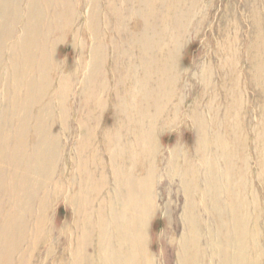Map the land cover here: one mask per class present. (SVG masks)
I'll return each mask as SVG.
<instances>
[{
  "label": "rangeland",
  "instance_id": "1",
  "mask_svg": "<svg viewBox=\"0 0 264 264\" xmlns=\"http://www.w3.org/2000/svg\"><path fill=\"white\" fill-rule=\"evenodd\" d=\"M71 1H72V3H71ZM125 1H128L129 5L127 4V2L125 3ZM136 1L138 4H136ZM172 1H173V3L175 2L177 4L176 5H175V3L173 4ZM197 1H198V4H197ZM208 1L210 3L211 8H210V6H208L209 5ZM244 1H245V3H244ZM246 1L247 0H234V1L233 0H188V1L187 0H176V1L175 0H170V1L169 0H164V1L163 0H154V1L153 0H133V1L132 0H121V1L120 0H112V1L111 0H104V1L103 0H98V1L97 0H92V1L91 0H34V2H33V0H0V25H1V23H5L6 20H7V22H9L10 20L13 19V17H15V21L17 23H20V24L16 25L19 29L18 31H20L21 25L26 24V23H27V25L29 24V19L27 18V12L39 11V14L43 15L41 17L42 20H39V26H40L41 31H40L38 36L40 39L37 36L35 41L40 46L41 45L43 46V43L44 42L46 43V41H44V40H47V39L49 40V38L51 37L50 40L48 41V47H49V49H48V63H49L48 67L51 64L50 67L52 68V69H50V67H49V69H48V71H50V73L48 72V76H49L48 77L49 78L48 84L49 85H48L46 92L43 93L44 96L43 95L40 96V94L37 95V98H39V96L41 98L44 97L42 102H44L46 99L47 109L49 107H51L52 110L49 108L47 111L45 109L46 107L42 108V106L41 107L39 106L37 108L38 104L35 101L36 100L35 99L36 93L34 91V88L32 89V87H28V89H29L28 92L31 95L30 96L31 102H29V105H31L32 108L30 107V109L33 110L34 113L30 110L28 120L25 122L24 121L15 122V120L13 121V119H10V117L12 115H20L21 117H23L24 115L21 112H12L10 110L8 104H7V106H5V103H4L5 97H4V94L2 95V91L0 90V96L2 99V101L0 99V104H1V106H0V117L2 116L1 114H3L5 117H7V119L9 118V123H8V121H6V124H5V122L3 123L0 121V126L3 128L2 129L0 127V130L3 131L0 133V138H1V140H0V149H1L0 150V156H2V153L6 154L4 159L0 160V164L3 167V173L9 174V172L7 170L8 165H9L8 169H14V167H13L14 165L12 164V163H14V161H13L12 157L17 154V150L19 148L18 146L20 144L18 142L19 136H17V135L22 133V132L26 133L27 137H25V138H27V140H28L27 143L29 146H31V147H29L31 150L29 149L28 151L22 152L21 154L27 155V158L29 160V165L31 168H33V170L30 168V171L28 174V178H29L30 182H28V185L26 187L27 190L24 188L22 189V188L18 187V185H16V183L18 182L17 180H19L18 174H20V172L18 174L17 173L15 174L16 178L14 180L8 181V183L10 184V187L12 188V193H13L12 195L4 196V192L8 191V187H9L8 183H7L8 185L7 184L4 185L5 188L3 187V185L0 188V200H1L0 201V206H1L0 208H2V209H0L1 210L0 211L1 212L0 213L1 214L0 215V237L2 236L0 238V264H1V261H2V264H5V263L10 264L12 261H13V263H11V264H15L16 260L18 261V262H16V264H25V263L26 264H42V263L43 264H53V263H55V261H56L55 264H61V262L62 263L65 262L63 264H264V255H263L264 254V251H263L264 246H262L264 244V242L261 243L262 240L264 241V238H263L264 237L263 236L264 235V210H263L264 209V183L263 182L264 181H261V182L259 181L258 183L256 182V181L260 180L258 178L257 173H259V170H261V171L264 170V167H263L264 166V164H263L264 158L262 159V155L264 157V149H263L264 148L263 147L264 146V128L263 129L261 128L264 126V111H263L264 108L262 109V107L264 106V101H263L264 100V94H263L264 93V90H263L264 89V87H263V85H264V83H263L264 82V72H263L264 71L263 70L264 69V63H263L264 62V50H263L264 49V42H263V40H264L263 39L264 38V23H263L264 22V19H263L264 18L263 17L264 16V10H263L264 9L263 8L264 3H263V5H260L259 0L258 1L254 0V1H256L255 3H257L259 5V6H256L257 4H255L253 0H248L247 3H246ZM250 1H251L252 5L251 4L248 5V8H247V5L245 6V4L250 3ZM118 2H122L123 4L125 3L127 6L124 4V6H125V8H124L123 4H122V6H123L122 7L121 4H119ZM143 2H145V3H143ZM167 2H168V4H166ZM37 3L39 4L40 8H39V6L36 7ZM97 3L100 6H98ZM169 3H170V6H169ZM171 3L173 5H171ZM205 4H207L206 5V7L208 6L207 8L205 7ZM112 5H113V7H112ZM148 5H150V6H148ZM165 5H166V7H165ZM72 6H73V8H72ZM103 6L104 7L107 6V7L104 8ZM117 6H119V7H117ZM249 6H251V8L254 11L249 9L250 8ZM254 6H255V8H253ZM32 7H33V9H32ZM64 7H66V8L71 7V8L66 9ZM152 7L154 10L152 9ZM180 7H182V8H180ZM204 7H205V9H204ZM256 7H260L262 10L261 9L258 10L259 8H256ZM110 8H111V10H110ZM143 8H144V10H143ZM106 9L108 10V12H106L107 11ZM134 9H136V10H134ZM158 9H160V10H158ZM161 9H162V11H161ZM166 10H167V12H165ZM208 10L210 11V14L207 12ZM211 10H212V13H211ZM247 10H250V12ZM101 11H102V13L103 12L104 13L102 14ZM139 11L142 13H140ZM171 11H173V12H171ZM260 11H262V12H260ZM14 12H15V15H13ZM109 12H110V14H109ZM133 12H135V13H133ZM143 12L146 16L143 14ZM257 12H259V14H257ZM162 13H164V14H162ZM250 13H252V14H250ZM261 13L263 14V16ZM150 14L153 15L152 18H151ZM111 15H114L113 16L114 19L112 18ZM135 16H136L137 20L139 21V23H140V21H142L140 24L138 23V26H141L143 23L144 25L142 27H144V28L136 26V24H137L136 22H138V21L136 20ZM206 16L207 17L210 16V17H208V19H207ZM251 16H252V18H251ZM149 17L152 19V21L155 20V21H153L154 24H151L152 21ZM100 18H101V20H100ZM130 18H132L133 20ZM153 18H155V19H153ZM163 18H165V21ZM188 18H189V20H188ZM254 18L258 20V23H260V25L258 24L259 26H257V24H255V23H257V20H255ZM249 19H250V21H249ZM252 19L254 21H252ZM101 21H102V23H100ZM118 21H120V22H118ZM179 21H181V22H179ZM156 24H158V25H156ZM171 24L174 26V28ZM251 24H253V25H251ZM133 25H134V27H133ZM116 26H117V28H116ZM130 26L132 28H130ZM48 27L52 28L53 30L48 29ZM0 28H1V26H0ZM141 29H143L142 32H140ZM104 30H105V32H104ZM257 30H259V31L261 30V31L257 32ZM108 31H109V33H108ZM118 31H120V33ZM64 32H66V33H64ZM132 32H133V34H132ZM252 32H253V34H252ZM254 32H256V33L254 34ZM84 33H85V35H84ZM104 33H105V35L107 34L108 37L104 36ZM134 33H136V34L134 35ZM260 33H261L263 38L261 36H259ZM117 34L120 37V39H118L119 37L117 36ZM125 34H126V36H124ZM146 34L148 37H146ZM20 35H21V31H20ZM47 35H48V37H47ZM141 37H142V39H141ZM254 37L256 38V40ZM106 38H108V39H106ZM261 38H262V40H261ZM80 39L82 40L83 43L80 42L81 41ZM105 40H107L108 43ZM165 40H167L168 45L166 42H164ZM42 41H44V42L42 43ZM255 41H257V44ZM259 41L263 47L261 45H259L260 44ZM144 42H147V43H144ZM113 43H115V44H113ZM252 43H254V44H252ZM81 44H82V46L79 47ZM86 44H87V46H86ZM118 44H120V45H118ZM169 44H170L171 48L169 47ZM159 45H161V47ZM213 45H214V48H212ZM256 45H258V46H256ZM132 46H134V47H132ZM168 48H169V50H168ZM254 49H256V50H254ZM111 50H114V53ZM118 50H120V52H118ZM167 50H168V52H167ZM225 50H226V52H224ZM135 52H137V53H135ZM165 52H167V53H165ZM169 52L170 53L173 52L174 55L170 54ZM222 52H224V53H222ZM252 53H254V54H252ZM87 54H89V55H87ZM110 54H111V56H110ZM112 54H114V55H112ZM158 54H159V56H157ZM244 54H245V56H244ZM51 55H53V57ZM162 55L164 56V58L166 57L167 59L166 58L164 59ZM219 55L220 56L222 55L224 58L220 57ZM255 55H256V57H255ZM112 56L113 57L116 56V57L113 59ZM137 56H139V57H137ZM140 56L142 58H140ZM144 56H146V57H144ZM171 56L173 57V60H172ZM110 57H112L111 60H110ZM86 58H88V59L85 62ZM137 58H138V60H137ZM139 58L141 59V61L139 60ZM259 58H260V60H259ZM50 59H51V61H50ZM79 59H80V61H79ZM162 59H164L165 61L164 60L162 61ZM217 59H218V61H217ZM119 60H122L123 62L126 60V62L123 63V62H120ZM155 60L157 62L159 61L160 62L159 64L160 65L162 64V65L160 66L159 64H157V62ZM110 61H111V63H110ZM112 61H114V62H112ZM138 61L140 63H138ZM152 61H154V62L151 63ZM209 61L212 62L211 65H210ZM81 62H82V64H80ZM165 62H166V64H165ZM170 62H172L171 67L173 68V70L170 69ZM205 62H206V64H205ZM217 62H218V64H217ZM259 62H261V63L259 64ZM54 63H56V65ZM251 63L253 64L252 66H251ZM262 63H263V66H261ZM105 64L106 65L108 64V65L106 66ZM111 64H112V66H114L112 69L110 68ZM122 64L123 65L125 64L124 66L127 69L123 68L124 66L122 67ZM140 64H142V65H140ZM152 64H153V66L156 65L155 69L159 66V69L157 68V70L155 71V69H153L154 67H151ZM54 65H55V67H54ZM168 65H169L170 70L168 69ZM104 66H106L105 69L106 70L108 69L107 71L109 73L106 70L104 71ZM201 66H202V68H201ZM236 66H238V67L236 68ZM32 67H33L34 72H35L36 71L35 66L33 65ZM150 67L153 71L150 69ZM248 67L250 68V70ZM102 68H103V70H102ZM129 68H131V69L129 70ZM165 68H167V69H165ZM251 68H253V70H256V73ZM121 69L124 70V74H123V71H120ZM147 69L150 70V72L147 73V71H148ZM218 69H221V71ZM245 69L247 70V72ZM140 70H143V71H140ZM51 71H52V73H51ZM98 71L100 72L101 76L100 75L98 76V74H99ZM170 71L176 76L175 80H174L175 76L173 74L169 73ZM213 71H215L216 73ZM95 72H97V74ZM112 72L114 74V77L112 75ZM118 72H119V74H117ZM151 72H153V73H151ZM137 73H138V75H137ZM145 73H147V74H145ZM158 73L159 74L161 73L162 76H160L161 74L159 75ZM164 73H165V76L170 74L169 76H167L168 77L167 80H165L166 77H164V75H163ZM221 73L223 74V76ZM237 73H238V75H237ZM249 73H250V75H249ZM51 74H52V76H51ZM53 74H56V75H54L55 77L53 76ZM59 74H60V76H59ZM66 74H69V75H66ZM79 74L81 75V78H80ZM83 74H85V75L82 76ZM94 74H96V75L93 76ZM150 74H152V76ZM176 74L179 75L178 76L179 78L177 77ZM1 75L2 74H0V78H1ZM33 75H35V74H33ZM213 75H214V78H213ZM254 75L258 79H256ZM261 75H262V78H261ZM66 76H67V78H66ZM120 76H122L121 81H120ZM138 76H140L142 78H140ZM159 76H160V79L158 78ZM173 76H174V78H173ZM253 76H254V81H253ZM53 77H54V79H53ZM108 77H109V79H108ZM152 77L153 78L155 77L154 78L155 80ZM156 77H157V79H156ZM199 77H200V79H199ZM91 78H93V79H91ZM104 78H106V80ZM112 78L116 79V80H113ZM221 78H222V80H221ZM224 78H225V80H224ZM50 79H51V81H50ZM75 79H76V81H75ZM77 79L80 81L78 82ZM94 79L97 82V83H95V81H94L95 84L93 83ZM163 79H164L165 83L168 81L167 82V85L169 84L168 86L164 83V81H162ZM233 79H237V82H236V80H233ZM240 79L243 82H241ZM52 80H53V82H52ZM112 80H113V82L115 81L116 83L114 82L115 84H111ZM127 80H128V82H127ZM152 80H153V82H152ZM159 80L162 83L158 82ZM255 80H257L258 82L256 83ZM260 80H262L263 82ZM62 81H64V82L62 83ZM66 81H67V84H66ZM122 81H124V83ZM140 81H142V82H140ZM176 81H178V82H176ZM51 82H52L53 86L52 85L50 86ZM76 82L79 84H77ZM175 82L178 85H176ZM252 82H254V83H252ZM260 82H261V86L259 84ZM98 83L100 86L98 85ZM125 83H128V85H130V84L131 85L128 86ZM157 83L159 84L158 86H157ZM70 84H72V85H70ZM149 84H151V85H149ZM153 84H154V86H153ZM75 85H77V86H75ZM113 85H114V87H112ZM132 85H133V87L134 86L135 87L132 88L131 87ZM240 85H241V87H240ZM62 86H63V88H62ZM79 86L81 87V89ZM93 86L94 87L96 86V88H94ZM97 86H98V88H97ZM140 86H142L143 89L140 88ZM147 86H149V87L147 88ZM151 86H153V87H151ZM164 86H167V87H165V89H169V90H167V95L164 94L166 92L165 89H163ZM234 86H236V87H234ZM127 87H129V88H127ZM174 87L176 88L177 92L174 91L175 90ZM210 87H211V89H210ZM262 87H263V89H262ZM55 88H58V89L55 90ZM116 88H117V90H116ZM150 88H152V89H150ZM160 88H162V89H160ZM240 88H242L243 91ZM26 89L27 88L24 87L23 91H25ZM93 89H94L95 93H94ZM120 89H121L122 93H120L121 92ZM124 89H126L127 91ZM147 89H149V91H146ZM200 89H201V91H200ZM48 90H50L49 93H48ZM52 90H54V91H52ZM161 90L165 91V92H162ZM170 90H171V92H170ZM209 90H211V91H209ZM260 90L261 91L263 90L262 93ZM84 91H85V93H84ZM208 91L210 93L212 92V94H210ZM236 91H237V93H236ZM89 92H91V93H89ZM115 92H117V94ZM205 92H206V94H205ZM259 92L261 95L259 94ZM47 93L49 94V96H47ZM123 93H125L126 95ZM197 93H198V95H197ZM207 93H208V95H207ZM217 93H218V95H217ZM98 94H100V95H98ZM170 94H171V96H170ZM106 95H107V97H106ZM173 95H175V96H173ZM241 95H242V97H241ZM243 95H246V96H243ZM160 96L161 97L163 96V97L161 98ZM166 96L167 97L173 96V97L170 99V98H167ZM180 96H181V98H180ZM206 96H207V98L205 99ZM47 97H50L51 99L50 98L47 99ZM110 97L111 98L113 97V98L111 99ZM119 97H121V98H119ZM41 98H39V99H41ZM109 98H110V100H109ZM116 98H118L119 100H117ZM158 98H160V99H158ZM19 99H20V96H19ZM54 99H55V103H54ZM88 99H90V100L88 101ZM139 99L142 102H140ZM157 99L159 101H157ZM239 99H240V102H239ZM111 100H112V103H111ZM174 100H176V101H174ZM215 100H217V101H215ZM234 100H236V101H234ZM242 100L245 101L244 105H242L244 103V101H242ZM117 101L120 104L119 103L116 104ZM124 101H126V102H124ZM136 101L137 102L139 101L140 103L139 102L137 103ZM161 101H163L164 103L166 102L165 105ZM195 101L197 103H195ZM67 102H69V103H67ZM143 102H144V104H143ZM174 102H176V103H174ZM235 102L237 104H235ZM251 102L253 103L252 105H251ZM2 103H3V105H2ZM125 103H128L127 107H126ZM249 103H250V105H249ZM83 104H84V107H83ZM114 104H116L117 107L115 105V108H114ZM140 104H142V105H140ZM161 104H162V106H161ZM254 104H255L256 108L253 106ZM256 104H257V106H256ZM35 106H36V109L34 110ZM65 106H67V108H65ZM80 106L82 108H84V110H82V108H80ZM142 106H144V107L141 111V109H139V108H142ZM243 106L245 107V109L243 108ZM248 106H250V107H248ZM68 107H69V109H68ZM85 107H88L89 111H86L87 108H85ZM168 107H169V109L167 110ZM257 107H258V110H257ZM135 108H137V109L135 110ZM226 108L227 109L229 108V109L227 110ZM249 108H252V109H249ZM1 109H3V110L5 109V110L3 111ZM42 109L44 110V112L46 114L43 113ZM138 109L142 113H140L138 111ZM220 109H222V110H220ZM36 110H37V112H36ZM127 110H128V113H127ZM259 110H260V112H259ZM90 111L92 112L91 115H90ZM227 111H229L230 113ZM253 111H254V113L251 114L250 112H253ZM256 111L259 113L257 114ZM262 111H263V113H262ZM9 112H10V114H9ZM237 112H239V113H237ZM117 113H119V114H117ZM139 113L140 114L144 113V115L141 116ZM30 114L33 115V118H32V115H30ZM41 114H43V115H41ZM261 114H262V116H261ZM94 115H96V116L94 117ZM40 116H41V119H40ZM44 116H45V119H44ZM51 116H52V118H51ZM53 116L56 117V118L54 117L55 120L53 119ZM132 116H135V119H136L135 122H134L135 119ZM164 116H166V117L163 118ZM169 116H171L170 118H172V120L169 119ZM209 116H211V117H209ZM84 117H85V124L86 125L84 124V122L83 123L81 122V121H84ZM198 117H200V118H198ZM120 118H121V120H120ZM128 118L130 121H128ZM131 118H132V120H131ZM245 118H246V120H245ZM38 119H40V120H38ZM156 119H157V121H156ZM196 119L197 120L199 119V120L197 121ZM253 119H254V121H253ZM256 119H257V121H256ZM52 120H54V121H52ZM118 120H120L121 122ZM247 120H248V122H247ZM44 121H45V123H44ZM231 121H232V123H231ZM262 121H263V123H262ZM39 122H40V124H39ZM50 122H52V123H50ZM130 122H131V124H133L132 129H131ZM155 122H157L158 124H156ZM160 122H162V124L164 126ZM209 122H211V125L208 124ZM217 122H218V124H217ZM249 122H250V124H249ZM260 122L262 123V125ZM42 123L44 124L43 126H42ZM220 123L223 125H221ZM225 123L226 124L228 123L227 125L229 127ZM87 124H89V126ZM91 124H94V126ZM253 124L255 125L254 128H253V126H254ZM126 125H127V127H126ZM196 125L198 128L196 127ZM214 125H217V126H214ZM251 125H252V127H251ZM260 125H261V127H259ZM34 126H35V128H34ZM90 126L91 127L93 126L92 127L93 129L90 128ZM95 126H97V127H95ZM133 126H134V128H133ZM202 126L203 127L205 126V127L203 128ZM220 126H222V127H220ZM247 126H250V127H247ZM81 127H82V129H81ZM84 127H85V129H84ZM86 127H87V129H86ZM135 127H137V128H135ZM226 127L228 128V130L226 129ZM245 127H247V128H245ZM257 127H259V128H257ZM88 128H90V129H88ZM229 128H230V131H229ZM31 129H33V130L31 131ZM114 129H115V131H114ZM122 129H124V130H122ZM137 129L140 131V132L138 131V133H140L139 135L137 133ZM152 129H154V130H152ZM222 129H223V132H222L223 134L220 133L222 131ZM259 129L262 132L259 131L260 132L259 133L258 132ZM87 130H90L92 135H90L89 134L90 131H87ZM94 130H96V131H94ZM102 130L105 132H103ZM147 130H149V131H147ZM207 130H208V133H207ZM72 131L74 133H71ZM116 131H117V134H116ZM129 131L131 132V135L128 134ZM30 132L32 133L33 136L31 135ZM84 132H86V133H84ZM101 132H102V134L104 133L105 135L107 133L111 137L108 135H106V137H105V135H102V137H101ZM132 132H135L137 136L134 135L135 133H132ZM66 133H67V135H66ZM80 133H81V135H80ZM151 133H153V134H151ZM228 133H230V134H228ZM125 134H126V136H125ZM214 134H216L217 136ZM251 134H253L255 137ZM68 135H69V137H68ZM228 135L230 137H228ZM237 135H238V137H237ZM89 136H90V138H89ZM107 136L110 138H107ZM123 136H124V138H122ZM138 136H139V138H138ZM211 136H214V138L213 137L211 138ZM231 136H232V139H231ZM250 136L252 138H250ZM240 137H242V138L240 139ZM257 137H258V141H257ZM82 138H83V140H82ZM105 138L107 141H105ZM131 138L136 143L132 142ZM151 138L153 140H151ZM207 138H208V140H207ZM67 139L70 141H68ZM92 139H94V140L92 142H90ZM123 139H124V144L122 142ZM219 139H220V141H219ZM29 140H31V141H29ZM128 140H130V141H128ZM223 140H225V141H223ZM231 140H232V142L234 141L233 142L234 144L231 143ZM236 140H238V141H236ZM102 141L104 143H102ZM125 141H126V143L127 142L128 143L130 142V143L126 144ZM240 141H241V143H243V141H244L245 145L239 144L238 142H240ZM253 141L255 142V144L253 143ZM37 142H39V143H37ZM115 142H118V143H115ZM120 142L122 143V145ZM151 142H152V144H151ZM207 142H209L210 144H208ZM212 142H214V143L212 144ZM91 143H92V145H91ZM199 143H200V147L198 146ZM249 143L251 146H249ZM85 144L88 146L90 145L91 147L90 146H89V148H88V146L85 147L86 146ZM236 144H239V145H236ZM99 145L101 148L99 147ZM125 145H126V147H125ZM207 145H208V147H210V146L211 147L208 149ZM150 146H151V150L149 148ZM6 147H7V149H6ZM102 147H103V149H102ZM133 147H135L136 149ZM173 147H175V148H173ZM195 147H197V148L199 147V149H197ZM221 147H222V149H221ZM233 147H234V149H233ZM235 147H239V149L237 148L238 151ZM60 148H62V150H64V151H62ZM211 148H212V150H210ZM228 148H229V152H228V150H226ZM243 148H245L246 150ZM249 148H251V149H249ZM75 149H77L78 151L76 152ZM216 149H218V150H216ZM103 150H104V152H103ZM135 150L137 151V154L135 153L136 152ZM139 150H140V152H139ZM249 150H250V152H249ZM29 151H30V153H29ZM126 151H127V153H129V152L130 153L127 154ZM210 151H212L213 153ZM253 151L257 152L258 154L257 153L255 154ZM261 151H262V154L260 153ZM90 152H92V153H90ZM101 152H103V153H101ZM246 152L249 153V156ZM59 153H61V154H59ZM186 153H187V155H186ZM227 153L230 155H228ZM234 153L236 155H234ZM251 153L253 155H251ZM259 153H260V155H259ZM75 154L78 157H76ZM206 154H207V156H206ZM213 154L215 157L213 156V158H210V156H212ZM72 155H74L76 157V159L74 156L71 157ZM84 155L86 158L84 157ZM105 155H107V156L105 157ZM201 155H203V156H201ZM216 155H217V157H216ZM231 155H233L232 158H231ZM246 155H247V157H244ZM180 156H181V159H180ZM241 156H242V160L240 161ZM83 157L85 159H83ZM110 157L112 159H110ZM125 157H127V158H125ZM202 157H203V161H202ZM207 157H208V159H207ZM227 157H228V159H227ZM123 158H125L126 160ZM153 158H155V159H153ZM214 158H215V162H214ZM246 158H247V160H246ZM250 158L252 159L251 162H250ZM77 159H78V161H77ZM89 159H91V160H89ZM127 159L130 160L131 162L128 161ZM217 159H218V161H217ZM260 159L262 160L263 163L258 161ZM8 160H9V164H8ZM107 160H109V161L107 162ZM113 160H114V162H113ZM156 160L158 161L157 164L155 163ZM230 160L231 161L235 160V161L231 162ZM238 160H239V162H238ZM96 161H98V162L101 161L99 163V164H101V166ZM119 161H120V165H119ZM171 161H173V162H171ZM185 161H187V162H185ZM74 162H75V165L77 164L78 166L73 165ZM89 162H91V163H89ZM189 162L192 166L189 164ZM233 162H235V163H233ZM247 162L249 163V165L247 164ZM253 162L258 166H256ZM80 163H81V165H80ZM122 163H124V164H122ZM127 163L129 165H127ZM150 163L153 166H150ZM159 163H160V165H159ZM193 163H195L196 165H194ZM211 163H213V166L211 165ZM261 163H262V165H261ZM71 164H72V167H70ZM154 164H156V165L154 166ZM197 164L200 166H198ZM214 164H216L215 165L216 167L218 166L217 169H216V167H214ZM234 164H235V166H234ZM252 164L255 165V167ZM33 165L35 167L37 166L38 169L35 168ZM39 165L41 168L39 167ZM97 165H98V167L100 166L99 167L100 169L98 167H96ZM126 165L128 166V167H125L127 173L125 170H122V168H124V166H126ZM228 165H230L231 167L230 166L228 167ZM111 166H112V168L114 166H116V167H114L112 169ZM132 166H133V169H132ZM261 166L263 169L261 168ZM42 167H44V168H42ZM73 167L76 168V171ZM108 167L110 170L107 169ZM237 167H238V169H237ZM258 167H259V169H257ZM77 168H78V170H77ZM137 168H139V169H137ZM98 169L100 170V172ZM114 169H116V170H114ZM251 169H253V170L256 169V170L253 171ZM43 170H45L44 171L45 174L43 173ZM59 170H61V171H59ZM80 170H81V172H80ZM134 170H136L137 172H135ZM221 170H223L224 172H220ZM248 170H249V172H248ZM57 171H58V175H57ZM77 171L79 172V174ZM206 171H207V174H206ZM239 171L243 172L241 176H240L241 172H239ZM251 171H252V173H251ZM255 171H257V172H255ZM41 172H42V174H41ZM72 172H73V174H72ZM139 172H141V173H139ZM155 172L157 174H155ZM247 172L250 176L247 174ZM263 172H262V174H264ZM137 173H139V174H137ZM209 173H210V175H213V174H215V175L210 176ZM235 173L237 176L234 175ZM100 174H102V175L100 176ZM134 174L136 175V177ZM140 174H141V176H139ZM222 174H223V177H222ZM43 175H45V176H43ZM51 175H53V177H51ZM77 175H79L78 176L79 178L77 177ZM41 176H43V177H41ZM81 176H83L82 177L83 179L81 178ZM93 176H95V177H93ZM142 176H144V177H142ZM191 176L192 177L196 176L197 178L195 177L196 178L195 179V178H192ZM246 176L248 177L247 181H245ZM39 177H41L42 179ZM68 177H69V179H68ZM74 177H75V179H73ZM30 178L35 179V180H31ZM54 178L56 179V181ZM139 178H141V180ZM117 179L119 181H117ZM194 179H195V182H194ZM74 180H75V182H74ZM90 180H91V182H90ZM221 180H223V181H221ZM33 182H34V184H33ZM47 182H49V183H47ZM52 182L55 183V184H53L54 186L52 185ZM100 182L104 183V184L101 185ZM229 182L231 183L232 187L229 184ZM253 182L256 183L257 185L256 184L254 185ZM42 183L44 185L47 183L48 185L46 184L47 186L45 185V187H44V185H42ZM81 183H82V185L80 186L79 184H81ZM119 183H120V185H119ZM246 183L249 184V187ZM259 183H260L261 187L259 186ZM38 184H39V186H38ZM49 184L51 186H49ZM94 184H96V185H94ZM221 185L224 189L221 187ZM31 186L33 187L34 190L32 189ZM59 186H60V188H59ZM203 186H205V187H203ZM214 186H215V188H214ZM17 187H18V189L20 188L21 190L20 189L18 190ZM62 187H64L65 189L64 188L61 189ZM237 187L240 188L241 191ZM246 187H247L248 191L245 189ZM255 187H256V189H255ZM36 188H37V191H36ZM15 189L17 192L14 191ZM57 189L59 191H55ZM75 189H76V191H75ZM204 189H205V192H204ZM222 189L225 191V193H224V191H222ZM235 189H236V193H235ZM254 189H255V191L253 192L252 190H254ZM22 190H24V191H22ZM195 190H196V192H194ZM238 190H239V192H238ZM68 191H69V193H68ZM74 191L77 192L75 195L72 194V192H74ZM141 191H143V192H141ZM228 191H229V194H228ZM251 191H252V193H251ZM24 192L26 195H24ZM54 192L57 194H55ZM61 192L63 195L60 194ZM198 192H199L200 196H199ZM36 193H38V194L36 195ZM260 193L262 196L260 195ZM32 194H33V196H32ZM58 194H60V195H58ZM107 194H108V196H107ZM193 194H195V195H193ZM220 194H222V195H220ZM224 194H226V195H224ZM248 194H249V196H248ZM51 195L53 198L51 197ZM55 195H57V196H55ZM113 195H114V197H113ZM192 195H193V197H195L194 199H196L195 200L196 203H195ZM201 195H202V197H201ZM256 195L257 196L259 195L258 196L259 198ZM71 196H73V198ZM92 196L94 199L91 198ZM103 196H105V197L103 198ZM10 197H11V199H10ZM88 197H90L89 198L90 200L88 199ZM107 197H109V198H107ZM242 197H243V199H242ZM21 198H23V199H21ZM48 198H49V200H48ZM198 198H200V200ZM231 198H232V200H231ZM257 198L260 199L261 201L258 200ZM18 199L21 200V202H20L21 206H19V209L18 210L16 209V211L14 212V210L12 208L10 209V207L12 205H14L15 204L14 202H16ZM220 199H226V200H220ZM12 200H13V202H12ZM30 200H31V202H30ZM204 200H205V202H203ZM255 200L258 203V205H256L257 203L255 202ZM96 201L98 204H96ZM144 201L145 202L147 201V203L149 201V203L146 205V207L147 206L149 207V205H150L149 209L148 208L145 209L146 203ZM197 201L198 202L201 201V202L198 203ZM224 201H226L227 204ZM247 201H248V203H247ZM125 203H126L127 208H128L127 210L125 207L126 206ZM143 203H145V204L143 205ZM27 204H29V205H27ZM74 204H75V207H74ZM131 204H132V206H131ZM194 204H196V205H194ZM95 205L98 208H96ZM117 205H118V210H116ZM141 205H143L145 208ZM248 205H250V207ZM6 206L7 207L10 206V207L7 208ZM27 206H28V208H27ZM220 206H222V207H220ZM257 206L259 207L258 209H257ZM188 207H189V209H187ZM254 207H255L256 211L254 210ZM25 208L27 209V211H25L26 210ZM119 208H121V209H119ZM221 208H223V209H221ZM238 208H240V209H238ZM77 209H79V211ZM142 209H143V211H142ZM93 210H94V212H93ZM147 210H149V212ZM215 210H217V212ZM232 210H234V212ZM235 210L237 212H235ZM244 210H246V211H244ZM116 212H118V213H116ZM143 212H146V214ZM23 213H24V215H23ZM25 213H26V215H25ZM72 213L73 214L76 213L75 217H77V215L79 214L78 215L79 217L73 218L74 215ZM220 213L221 214L223 213V215H222L221 219H218L219 216L221 215ZM249 213H251V214H249ZM256 213H257V215H256ZM261 213H263V214L261 215ZM118 214H119V216H117ZM189 214H191V216H190L191 218H188ZM146 215H147V217H145ZM196 215H197V217H196ZM242 215H243V217H242ZM250 215H252V217ZM14 216H16V217H14ZM91 216H94V217H91ZM112 216H114L115 218ZM142 216H144V219H146L143 222H142V220H143ZM256 216L257 217L259 216V217L257 218ZM85 217H87V218H85ZM14 218H15V220H14ZM80 218L82 221L77 220ZM197 218H199V219H197ZM72 219H74V220L76 219V220L74 221ZM83 219H85V220H83ZM13 220H14V222H13ZM72 222H73V225L71 224ZM141 223H142V225H141ZM33 224H34V226H33ZM223 224H225V225H223ZM259 224H262V225H259ZM10 225H11V227H10ZM30 225H31V227H30ZM88 225L91 226L89 228L90 229L93 228V230H90L88 228ZM92 225H94V226H92ZM124 225L125 226L127 225L126 228ZM76 226L80 228V229L78 228V230H79V232L82 231V232H80V233H82V235H80V233H76V232H78V230H75L73 232V230L77 228ZM73 227H75V228L73 229ZM83 227L86 231L83 229ZM109 227H112V228H109ZM260 227H261L262 231L257 230ZM109 229H112V230H110V232H109L108 231ZM127 229H129V230H127ZM36 230L38 232H36ZM39 230H41V231H39ZM221 230H222V232H221ZM11 231H12V233H11ZM71 231L74 234V236L71 235L72 234V233H70ZM83 232H85V233H83ZM140 232H142L143 235ZM192 232H193V235H192ZM219 232H221V233H219ZM259 232H261V233H259ZM21 233H22V235H21ZM69 233H70V236H69ZM76 234L77 235L79 234L78 237H76L77 236ZM219 234H220V237L218 238L217 235H219ZM30 235H31V237H29ZM32 235H33V237L34 236H36V237L38 236V237L33 238ZM64 235H66V236H64ZM83 235L86 238H84ZM19 236H21V237H19ZM139 236H141V238H143V236H144V239L143 240L140 239ZM192 237H193V239H192ZM222 237H224V239ZM225 237H226V239H225ZM17 238H19V239H17ZM8 239H9V241L11 240V242H9ZM68 239H70L71 241L69 240L67 242ZM139 240L140 241L142 240L141 241L142 244L140 243ZM223 240H225V241H223ZM14 241H16V243ZM17 243L19 246L16 245ZM193 243L195 245H193ZM220 244H222V246H220ZM5 245L7 247L6 250H5ZM13 245H15V246H13ZM25 245H27V246H25ZM46 246H47V248L50 247V248H48L47 252H45L47 249V248H45ZM141 246L143 247V250L141 249L142 248ZM24 247L27 249H25ZM37 248H39V250H37ZM88 248H89V250H88ZM69 249H70L71 253H69L70 252ZM82 249H83V251H82ZM137 249H139V250H137ZM86 250H88V251H86ZM102 250H104L106 252H104ZM21 251H23V252H21ZM84 251L87 254V256H86V254H84ZM141 252L143 254H141ZM3 254H4V256H3ZM45 254H46V256L48 254L50 256L48 255L49 257L46 258ZM70 254H71V257H69ZM261 254H262V256H261ZM16 255H18V256H16ZM33 255H35V256H33ZM73 255L75 258L72 257ZM2 256H3V258H2ZM11 256H13V257H11ZM256 256H257V258H255ZM20 257H22V258H20ZM76 257H77V259H76ZM4 258L7 260H5ZM34 258H35V260H34ZM69 258H71V259H69ZM72 258H74V259H72ZM82 258H83V261H82ZM150 259H151V261H150ZM262 259H263V261H262ZM3 260H5V261H3ZM26 260H27V262H26ZM69 262H71V263H69Z\"/></svg>",
  "mask_w": 264,
  "mask_h": 264
},
{
  "label": "bare ground",
  "instance_id": "2",
  "mask_svg": "<svg viewBox=\"0 0 264 264\" xmlns=\"http://www.w3.org/2000/svg\"><path fill=\"white\" fill-rule=\"evenodd\" d=\"M92 1V0H91ZM98 1V0H97ZM104 1V0H103ZM112 1V0H111ZM121 1V0H120ZM133 1V0H132ZM154 1V0H153ZM164 1V0H163ZM170 1V0H169ZM176 1V0H175ZM188 1V0H187ZM234 1V0H233ZM254 1V0H253ZM258 1V0H257ZM2 2V1H1ZM33 2H34V0H33ZM127 2V4H128V1H125V3ZM141 2V1H140ZM148 2V1H147ZM159 2V1H158ZM185 2V1H184ZM211 2V1H210ZM214 2V1H213ZM212 2V3H213ZM223 2V1H222ZM232 2V1H231ZM236 2V1H235ZM248 2V0L246 1V3ZM256 1H254V3H255ZM47 3V2H46ZM71 3H72V1H71ZM85 3V2H84ZM104 3V2H103ZM113 3V2H112ZM116 3V2H115ZM119 4H121V6H122V2H118ZM124 3V4H125ZM143 3H145V2H143ZM142 3V4H143ZM172 3H173V1H172ZM171 3V5H173ZM215 3V2H214ZM221 3V2H220ZM244 3H245V1H244ZM253 3V2H252ZM259 3H260V5H263V3H264V0H259ZM98 4V3H97ZM106 4V3H105ZM114 4V3H113ZM124 4H123V6H124ZM134 4V3H133ZM136 4H138L137 3V1H136ZM156 4V3H155ZM166 4H168V2L166 3ZM177 3H175V5H176ZM197 4H198V1H197ZM201 4V3H200ZM199 4V5H200ZM208 6H210V3H209V1H208ZM251 4V1H250V3H248V4H245V6L247 5V8H248V5H250ZM255 4H257V3H255ZM66 5V4H65ZM73 5V4H72ZM94 5V4H93ZM126 5V4H125ZM129 5V4H128ZM135 5V4H134ZM174 5V6H175ZM195 5V4H194ZM206 5L207 4H205V7H206ZM212 5V4H211ZM221 5V4H220ZM252 5V4H251ZM39 6V4L37 3V6L36 7H38ZM86 6V5H85ZM98 6H100L99 4H98ZM105 6V5H104ZM103 6V7H104ZM122 6V7H123ZM127 6V5H126ZM141 6V5H140ZM144 6V5H143ZM148 6H150V5H148ZM169 6H170V3H169ZM180 6V5H179ZM207 6V7H208ZM214 6V5H213ZM256 6H259L258 4L256 5ZM91 7V6H90ZM107 7V6H106ZM106 7H104V8H106ZM112 7H113V5H112ZM117 7H119V6H117ZM156 7V6H155ZM165 7H166V5H165ZM173 7V6H172ZM188 7V6H187ZM205 7H204V9H205ZM206 7V8H207ZM237 7V6H236ZM250 8L249 9H251V10H253L252 8H251V6H249ZM39 8H40V6H39ZM46 8V7H45ZM64 8H66V7H64ZM71 8V7H70ZM70 8H66V9H70ZM72 8H73V6H72ZM124 8H125V6H124ZM149 8V7H148ZM158 8V7H157ZM156 8V9H157ZM180 8H182V7H180ZM197 8V7H196ZM210 8H211V6H210ZM214 8V7H213ZM253 8H255V6L253 7ZM256 8H259L258 10H260L261 8L260 7H256ZM263 8H264V6H263ZM20 9V8H19ZM28 9V8H27ZM32 9H33V7H32ZM54 9V8H53ZM52 9V10H53ZM56 9V8H55ZM108 9V8H107ZM106 9V10H107ZM116 9V8H115ZM114 9V10H115ZM119 9V8H118ZM140 9V8H139ZM152 9H153V7H152ZM155 9V10H156ZM170 9V8H169ZM246 9V8H245ZM30 10V9H29ZM28 10V11H29ZM49 10V9H48ZM100 10V9H99ZM110 10H111V8H110ZM133 10V9H132ZM131 10V11H132ZM134 10H136V9H134ZM143 10H144V8H143ZM154 10V9H153ZM158 10H160V9H158ZM184 10V9H183ZM257 10V9H256ZM262 10V9H261ZM264 10V9H263ZM11 11V10H10ZM16 11V10H15ZM45 11V10H44ZM161 11H162V9H161ZM164 11V10H163ZM247 11H249L250 12V10H247ZM254 11V10H253ZM49 12V11H48ZM56 12V11H55ZM106 12H108V10L106 11ZM128 12V11H127ZM126 12V13H127ZM140 12V11H139ZM153 12V11H152ZM157 12V11H156ZM165 12H167V10L165 11ZM171 12H173V11H171ZM183 12V11H182ZM209 14H210V11L208 10L207 11ZM260 12H262V11H260ZM13 13V12H12ZM51 13V12H50ZM101 13H102V11H101ZM104 13V12H103ZM102 13V14H103ZM120 13V12H119ZM133 13H135V12H133ZM132 13V14H133ZM140 13H142V12H140ZM160 13V12H159ZM191 13V12H190ZM211 13H212V10H211ZM18 14V13H17ZM44 14V13H43ZM109 14H110V12H109ZM143 14H144V12H143ZM155 14V13H154ZM162 14H164V13H162ZM181 14V13H180ZM208 14V15H209ZM250 14H252V13H250ZM254 14V13H253ZM257 14H259V12H257ZM262 14V13H261ZM11 15V14H10ZM13 15H15V12H14V14ZM126 15V14H125ZM131 15V14H130ZM145 15V14H144ZM151 15V18L153 17V15L152 14H150ZM167 15V14H166ZM204 15V14H203ZM43 15H40L39 14V11H29V12H27V18L29 19V24L27 25V23L26 24H23V25H21V35H20V31H18L19 29H18V27L16 26V25H18V24H20V23H17L16 21H15V17H13V19L12 20H10L9 22H7V20H6V22L5 23H1V28H0V74H2L1 75V78H0V90L2 91V95L4 94V97H5V106H7V104H8V106H9V108H10V110L12 111V112H21V113H23V117H21L20 115H12L11 117H10V119H13V121L15 120V122H21V121H27L28 120V117H29V113H30V107H31V105H29V102H31V95H30V93L28 92L29 91V89H28V87H32V89L34 88V91H35V93H36V103L38 104V106H37V108L40 106H42V108L43 107H46L45 109L48 111V109L50 108L51 109V107H49L48 109H47V102H46V99H45V101L44 102H42L43 101V99H44V97H40V96H42L43 95V93H45L46 92V90H47V88H48V82H49V76H48V72L50 73V71H48V69H49V67L51 66V64H50V66L48 67V49H49V47H48V41L50 40V38H49V40L47 39V40H44V41H46V43L44 42V41H42V43H43V46L41 45H39L38 43H36V37L39 35V33H40V26H39V20H42L41 19V17H42ZM112 16V18H113V16L114 15H111ZM128 16V15H127ZM146 16V15H145ZM144 16V17H145ZM161 16V15H160ZM198 16V15H197ZM201 16V15H200ZM225 16V15H224ZM254 16V15H253ZM261 16V15H260ZM262 16H263V14H262ZM261 16V17H262ZM131 17V16H130ZM143 17V16H142ZM207 17V16H206ZM208 17H210V16H208ZM208 17H207V19H208ZM264 17V16H263ZM262 17V18H263ZM67 18V17H66ZM129 18V17H128ZM135 18H136V16H135ZM150 18V17H149ZM148 18V19H149ZM150 18V19H151ZM166 18V17H165ZM165 18H163L164 19V21H165ZM168 18V17H167ZM177 18V17H176ZM236 18V17H235ZM251 18H252V16H251ZM114 19V18H113ZM112 19V20H113ZM130 19H132V18H130ZM140 19V18H139ZM153 19H155V18H153ZM160 19V18H159ZM181 19V18H180ZM206 19V20H207ZM211 19V18H210ZM222 19V18H221ZM255 19V18H254ZM264 19V18H263ZM100 20H101V18H100ZM133 20V19H132ZM136 20H137V18H136ZM179 20V19H178ZM188 20H189V18H188ZM204 20V19H203ZM255 20H257V19H255ZM138 21V20H137ZM151 21H152V19H151ZM153 21H155V20H153ZM153 21L151 22V24H154L153 23ZM210 21V20H209ZM228 21V20H227ZM240 21V20H239ZM249 21H250V19H249ZM252 21H254L253 19H252ZM261 21V20H260ZM67 22V21H66ZM114 22V21H113ZM118 22H120V21H118ZM142 21H140V23H141ZM179 22H181V21H179ZM205 22V21H204ZM226 22V21H225ZM243 22V21H242ZM100 23H102V21L100 22ZM133 23V22H132ZM137 24H136V26H138V23H139V21L138 22H136ZM139 23V24H140ZM150 23V22H149ZM169 23V22H168ZM183 23V22H182ZM239 23V22H238ZM254 23V22H253ZM262 23V22H261ZM264 23V22H263ZM262 23V24H263ZM63 24V23H62ZM115 24V23H114ZM131 24V23H130ZM178 24V23H177ZM210 24V23H209ZM228 24V23H227ZM234 24V23H233ZM249 24V23H248ZM255 24H257V26H259L260 25V23H258V20H257V23H255ZM259 24V25H258ZM102 25V24H101ZM135 25V24H134ZM134 25H133V27H134ZM144 24L142 23V25L141 26H138V27H142ZM156 25H158V24H156ZM172 25V24H171ZM191 25V24H190ZM200 25V24H199ZM251 25H253V24H251ZM48 26V25H47ZM51 26V25H50ZM118 26V25H117ZM117 26H116V28H117ZM128 26V25H127ZM152 26V25H151ZM155 26V25H154ZM173 26V25H172ZM177 26V25H176ZM214 26V25H213ZM227 26V25H226ZM256 26V25H255ZM256 26V27H257ZM20 27V26H19ZM102 27V26H101ZM100 27V28H101ZM129 27V26H128ZM137 27V28H138ZM191 27V26H190ZM237 27V26H236ZM261 27V26H260ZM42 28V27H41ZM130 28H132L131 26H130ZM142 28H144V27H142ZM155 28V27H154ZM171 28V27H170ZM173 28H174V26H173ZM172 28V29H173ZM185 28V27H184ZM230 28V27H229ZM238 28V27H237ZM236 28V29H237ZM240 28V27H239ZM262 28V27H261ZM260 28V29H261ZM48 29H52V28H49L48 27ZM235 29V28H234ZM252 29V28H251ZM254 29V28H253ZM259 29V28H258ZM263 29V28H262ZM53 30V29H52ZM101 30V29H100ZM117 30V29H116ZM139 30V29H138ZM142 30L143 29H141V31L140 32H142ZM157 30V29H156ZM223 30V29H222ZM115 31V30H114ZM113 31V32H114ZM137 31V30H136ZM180 31V30H179ZM259 30H257V32H258ZM261 31V30H260ZM259 31V32H260ZM67 32V31H66ZM66 32H64V33H66ZM83 32V31H82ZM87 32V31H86ZM104 32H105V30H104ZM119 33H120V31H118ZM134 32V31H133ZM133 32H132V34H133ZM222 32V31H221ZM48 33V32H47ZM99 33V32H98ZM108 33H109V31H108ZM138 33V32H137ZM157 33V32H156ZM171 33V32H170ZM220 33V32H219ZM223 33V32H222ZM256 32H254V34H255ZM136 33H134V35H135ZM178 34V33H177ZM231 34V33H230ZM252 34H253V32H252ZM46 35V34H45ZM66 35V34H65ZM84 35H85V33H84ZM90 35V34H89ZM88 35V36H89ZM115 35V34H114ZM141 35V34H140ZM139 35V36H140ZM165 35V34H164ZM212 35V34H211ZM225 35V34H224ZM258 35V34H257ZM59 36V35H58ZM64 36V35H63ZM83 36V35H82ZM104 36H106V37H108V35L106 34L105 35V33H104ZM110 36V35H109ZM117 36H118V34H117ZM124 36H126V34L124 35ZM145 36V35H144ZM153 36V35H152ZM177 36V35H176ZM223 36V35H222ZM259 36H261L262 37V35H261V33H260V35ZM47 37H48V35H47ZM85 37V36H84ZM90 37V36H89ZM119 37V36H118ZM146 37H148L147 36V34H146ZM162 37V36H161ZM250 37V36H249ZM38 38H39V36H38ZM53 38V37H52ZM86 38V37H85ZM102 38V37H101ZM116 38V37H115ZM127 38V37H126ZM138 38V37H137ZM136 38V39H137ZM144 38V37H143ZM174 38V37H173ZM224 38V37H223ZM255 38V37H254ZM263 38V37H262ZM262 38H261V40H262ZM40 39V38H39ZM42 39V38H41ZM54 39V38H53ZM83 39V38H82ZM106 39H108V38H106ZM118 39H120V37L118 38ZM133 39V38H132ZM135 39V38H134ZM140 39V38H139ZM141 39H142V37H141ZM264 39V38H263ZM38 40V39H37ZM52 40V39H51ZM81 40V39H80ZM87 40V39H86ZM124 40V39H123ZM145 40V39H144ZM211 40V39H210ZM217 40V39H216ZM255 40H256V38H255ZM258 40V39H257ZM260 40V39H259ZM107 43H108V41L107 40H105ZM134 41V40H133ZM132 41V42H133ZM208 41V40H207ZM53 42V41H52ZM80 42H82V40L80 41ZM79 42V43H80ZM102 42V41H101ZM122 42V41H121ZM164 42H166L167 43V45H168V42H167V40H165ZM256 42V44H257V41H255ZM263 42H264V40H263ZM262 42V43H263ZM83 43V42H82ZM106 43V44H107ZM117 43V42H116ZM120 43V42H119ZM144 43H147V42H144ZM213 43V42H212ZM231 43V42H230ZM259 43H260V41H259ZM41 44V43H40ZM111 44V43H110ZM113 44H115V43H113ZM164 44V43H163ZM224 44V43H223ZM252 44H254V43H252ZM118 45H120V44H118ZM259 45H261L262 46V44L260 43ZM82 46V44L79 46V47H81ZM86 46H87V44H86ZM85 46V47H86ZM109 46V45H108ZM115 46V45H114ZM160 47H161V45H159ZM158 46V47H159ZM220 46V45H219ZM250 46V45H249ZM254 46V45H253ZM256 46H258V45H256ZM54 47V46H53ZM93 47V46H92ZM129 47V46H128ZM132 47H134V46H132ZM146 47V46H145ZM169 47H170V44H169ZM231 47V46H230ZM241 47V46H240ZM260 47V46H259ZM263 47V46H262ZM154 48V47H153ZM171 48V47H170ZM212 48H214V45H213V47ZM217 48V47H216ZM120 49V48H119ZM135 49V48H134ZM211 49V48H210ZM258 49V48H257ZM260 49V48H259ZM83 50V49H82ZM132 50V49H131ZM168 50H169V48H168ZM168 50H167V52H168ZM254 50H256V49H254ZM261 50V49H260ZM264 50V49H263ZM80 51V50H79ZM111 51H113V53H114V50H111ZM140 51V50H139ZM262 51V50H261ZM109 52V51H108ZM118 52H120V50H118ZM125 52V51H124ZM163 52V51H162ZM167 52H165V53H167ZM224 52H226V50L224 51ZM224 52H222V53H224ZM260 52V51H259ZM263 52V51H262ZM78 53V52H77ZM83 53V52H82ZM87 53V52H86ZM89 53V52H88ZM126 53V52H125ZM124 53V54H125ZM135 53H137V52H135ZM143 53V52H142ZM154 53V52H153ZM170 53V52H169ZM168 53V54H169ZM218 53V52H217ZM220 53V52H219ZM221 53V54H222ZM81 54V53H80ZM100 54V53H99ZM167 54V55H168ZM170 54H173V52L172 53H170ZM208 54V53H207ZM252 54H254V53H252ZM257 54V53H256ZM260 54V53H259ZM87 55H89V54H87ZM104 55V54H103ZM107 55V54H106ZM112 55H114V54H112ZM122 55V54H121ZM131 55V54H130ZM137 55V54H136ZM148 55V54H147ZM165 55V54H164ZM174 55V54H173ZM228 55V54H227ZM50 56V55H49ZM52 57H53V55H51ZM110 56H111V54H110ZM128 56V55H127ZM157 56H159V54L157 55ZM163 56V55H162ZM166 56V55H165ZM220 56V55H219ZM244 56H245V54H244ZM250 56V55H249ZM259 56V55H258ZM89 57V56H88ZM104 57V56H103ZM113 57V56H112ZM112 57H110V60L112 59ZM116 57V56H115ZM115 57H113V59L115 58ZM137 57H139V56H137ZM144 57H146V56H144ZM172 57V56H171ZM220 57H222V58H224L222 55L220 56ZM248 57V56H247ZM255 57H256V55H255ZM263 57V56H262ZM50 58V57H49ZM67 58V57H66ZM83 58V57H82ZM81 58V59H82ZM85 58V57H84ZM123 58V57H122ZM140 58H142L141 56H140ZM139 58V60L141 61V59ZM150 58V57H149ZM163 58H164V56H163ZM166 58V57H165ZM164 58V59H165ZM226 58V57H225ZM250 58V57H249ZM261 58V57H260ZM260 58H259V60H260ZM53 59V58H52ZM87 59L88 58H86V60H85V62L87 61ZM147 59V58H146ZM159 59V58H158ZM164 59H162V61L164 60ZM167 59V58H166ZM169 59V58H168ZM237 59V58H236ZM263 59V58H262ZM130 60V59H129ZM137 60H138V58H137ZM152 60V59H151ZM171 60V59H170ZM169 60V61H170ZM172 60H173V57H172ZM239 60V59H238ZM250 60V59H249ZM258 60V61H259ZM50 61H51V59H50ZM79 61H80V59H79ZM120 62H123L122 60H119ZM134 61V60H133ZM149 61V60H148ZM156 61V60H155ZM165 61V60H164ZM168 61V62H169ZM217 61H218V59H217ZM237 61V60H236ZM253 61V60H252ZM77 62V61H76ZM112 62H114V61H112ZM124 62H126V60L124 61ZM123 62V63H124ZM154 61H152L151 63H153ZM157 62V61H156ZM210 62V61H209ZM232 62V61H231ZM230 62V63H231ZM235 62V61H234ZM263 62V61H262ZM52 63V62H51ZM108 63V62H107ZM110 63H111V61H110ZM109 63V64H110ZM136 63V62H135ZM138 63H140L139 61H138ZM160 62L158 61L157 62V64H159ZM164 63V62H163ZM171 63L172 62H170V69H172L173 70V68L171 67L172 65H171ZM211 63L212 62H210V65H211ZM261 62H259V64H260ZM264 63V62H263ZM263 63H262V65L261 66H263ZM55 65H56V63H54ZM80 64H82V62L80 63ZM85 64V63H84ZM103 64V63H102ZM114 64V63H113ZM132 64V63H131ZM130 64V65H131ZM137 64V63H136ZM148 64V63H147ZM165 64H166V62H165ZM203 64V63H202ZM205 64H206V62H205ZM217 64H218V62H217ZM223 64V63H222ZM236 64V63H235ZM249 64V63H248ZM35 66V68H36V71L34 72V69H33V67L32 66ZM55 65H54V67H55ZM61 65V64H60ZM97 65V64H96ZM106 65V64H105ZM108 65V64H107ZM106 65V66H107ZM125 65V64H124ZM123 64H122V67L124 66ZM140 65H142V64H140ZM144 65V64H143ZM160 65V64H159ZM162 65V64H161ZM160 65V66H161ZM208 65V64H207ZM232 65V64H231ZM253 64L251 63V66H252ZM80 66V65H79ZM106 66H104V71L106 70L105 69V67ZM112 64L110 65V68L112 69L114 66H112ZM127 66V65H126ZM155 66L156 65H154L153 66V64H152V66L151 67H154L153 69H155ZM203 66V65H202ZM202 66H201V68H202ZM234 66V65H233ZM260 66V65H259ZM260 66V67H261ZM81 67V66H80ZM97 67V66H96ZM103 67V66H102ZM130 67V66H129ZM151 67H150V69H151ZM214 67V66H213ZM229 67V66H228ZM238 66H236V68H237ZM255 67V66H254ZM258 67V66H257ZM78 68V67H77ZM86 68V67H85ZM123 68H125V66L123 67ZM122 68V69H123ZM158 69H159V66L157 67ZM157 68L155 69V71L157 70ZM161 68V67H160ZM212 68V67H211ZM249 68V67H248ZM50 69H52L51 67H50ZM55 69V68H54ZM53 69V70H54ZM82 69V68H81ZM101 69V68H100ZM116 69V68H115ZM120 69V68H119ZM120 70V71H123V74H124V70ZM125 69H127V68H125ZM131 68H129V70H130ZM144 69V68H143ZM149 69V68H148ZM147 69V70H148ZM165 69H167V68H165ZM168 69H169V65H168ZM169 69V70H170ZM252 70H253V68H251ZM60 70V69H59ZM63 70V69H62ZM61 70V71H62ZM65 70V69H64ZM67 70V69H66ZM98 70V69H97ZM102 70H103V68H102ZM108 70V69H107ZM106 70V71H107ZM152 70V69H151ZM218 70H220L221 71V69H218ZM229 70V69H228ZM246 70V69H245ZM249 70H250V68H249ZM248 70V71H249ZM264 70V69H263ZM93 71V70H92ZM100 71V70H99ZM98 71V72H99ZM110 71V70H109ZM113 71V70H112ZM115 71V70H114ZM119 71V70H118ZM140 71H143V70H140ZM153 71V70H152ZM154 71V72H155ZM161 71V70H160ZM255 73H256V70H253ZM72 72V71H71ZM81 72V71H80ZM102 72V71H101ZM108 72V71H107ZM148 72H150V70H148L147 71V73ZM159 72V71H158ZM200 72V71H199ZM213 72H215V71H213ZM235 72V71H234ZM246 72H247V70H246ZM250 72V71H249ZM261 72V71H260ZM264 72V71H263ZM51 73H52V71H51ZM62 73V72H61ZM67 73V72H66ZM96 74H97V72H95ZM103 73V72H102ZM109 73V72H108ZM111 73V72H110ZM132 73V72H131ZM139 73V72H138ZM138 73H137V75H138ZM147 73H145V74H147ZM151 73H153V72H151ZM162 73V72H161ZM160 73V74H161ZM169 73H171V74H173L171 71L169 72ZM216 73V72H215ZM245 73V72H244ZM253 73V72H252ZM33 74H35V75H33ZM63 74V73H62ZM65 74V73H64ZM81 74V73H80ZM79 74V75H80ZM86 74V73H85ZM85 74H83L82 76H84ZM96 74H94L93 76H95ZM117 74H119V72L117 73ZM144 74V75H145ZM157 74V73H156ZM159 74V73H158ZM159 74V75H160ZM222 74V73H221ZM234 74V73H233ZM262 74V73H261ZM50 75V74H49ZM54 75H56V74H53V76ZM66 75H69V74H66ZM77 75V74H76ZM100 75V72H99V74H98V76ZM104 75V74H103ZM107 75V74H106ZM110 75V74H109ZM112 75H113V77H114V74H113V72H112ZM121 75V74H120ZM133 75V74H132ZM136 75V76H137ZM151 76H152V74H150ZM164 75V77H166V79L165 80H167L168 79V77L167 76H169V75H166L165 76V73L163 74ZM174 75V74H173ZM177 75V74H176ZM200 75V74H199ZM237 75H238V73H237ZM249 75H250V73H249ZM51 76H52V74H51ZM59 76H60V74H59ZM58 76V77H59ZM65 76V75H64ZM101 76V75H100ZM130 76V75H129ZM160 76H162V74L160 75ZM160 76L158 77L159 79H160ZM172 76V75H171ZM175 76V75H174ZM174 76H173V78H174ZM179 75H177V77H178ZM222 76H223V74H222ZM236 76V75H235ZM234 76V77H235ZM248 76V75H247ZM255 76V75H254ZM254 76H253V81H254ZM260 76V75H259ZM55 77V76H54ZM54 77H53V79H54ZM57 77V76H56ZM69 77V76H68ZM112 77V76H111ZM121 77L122 76H120V81H121ZM138 77H140V76H138ZM251 77V76H250ZM258 77V76H257ZM51 78V77H50ZM64 78V77H63ZM66 78H67V76H66ZM80 78H81V75H80ZM129 78V77H128ZM137 78V77H136ZM140 78H142V77H140ZM146 78V77H145ZM148 78V77H147ZM153 78V77H152ZM155 78V77H154ZM153 78V79H154ZM163 78V77H162ZM161 78V79H162ZM179 78V77H178ZM184 78V77H183ZM213 78H214V75H213ZM212 78V79H213ZM237 78V77H236ZM240 78V77H239ZM243 78V77H242ZM255 78H256V76H255ZM261 78H262V75H261ZM91 79H93V78H91ZM98 79V78H97ZM102 79V78H101ZM105 80H106V78H104ZM108 79H109V77H108ZM113 79V78H112ZM156 79H157V77H156ZM176 79V76H175V78H174V80ZM199 79H200V77H199ZM256 79H258V78H256ZM78 80V79H77ZM99 80V79H98ZM97 80V81H98ZM104 80V81H105ZM111 80V79H110ZM109 80V81H110ZM113 80H116V79H113ZM113 80L111 81L112 83L111 84H115L114 82H113ZM155 80V79H154ZM221 80H222V78H221ZM224 80H225V78H224ZM233 80H236V82H237V79H233ZM50 81H51V79H50ZM55 81V80H54ZM61 81V80H60ZM75 81H76V79H75ZM80 80H78V82H79ZM94 81H95V83H97L96 82V80L94 79L93 80V83H94ZM102 81V80H101ZM108 81V82H109ZM130 81V80H129ZM162 81H164V79L162 80ZM213 81V80H212ZM220 81V80H219ZM240 81H241V79H240ZM256 81V83L258 82L257 80H255ZM260 81H262V80H260ZM52 82H53V80H52ZM52 82H51V84H50V86L52 85ZM64 81H62V83H63ZM69 82V81H68ZM118 82V81H117ZM123 83H124V81H122ZM127 82H128V80H127ZM132 82V81H131ZM130 82V83H131ZM140 82H142V81H140ZM152 82H153V80H152ZM158 82H161L160 80L158 81ZM168 82V81H167ZM167 82L165 83V81H164V83L167 85ZM176 82H178V81H176ZM175 82V84L176 85H178L177 83ZM241 82H243V81H241ZM263 82V81H262ZM77 83V82H76ZM82 83V82H81ZM91 83V82H90ZM94 83V84H95ZM100 83V82H99ZM99 83H98V85H99ZM122 83V84H123ZM151 83V82H150ZM155 83V82H154ZM162 83V82H161ZM172 83V82H171ZM180 83V82H179ZM240 83V82H239ZM248 83V82H247ZM252 83H254V82H252ZM264 83V82H263ZM55 84V83H54ZM66 84H67V81H66ZM77 84H79V83H77ZM110 84V85H111ZM125 84H127L128 85V83H125ZM201 84V83H200ZM210 84V83H209ZM227 84V83H226ZM237 84V83H236ZM241 84V83H240ZM260 84V86H261V82L259 83ZM63 85V84H62ZM70 85H72V84H70ZM131 85V84H130ZM130 85H128V86H130ZM149 85H151V84H149ZM159 84L157 83V86H158ZM169 85V84H168ZM167 85V86H168ZM263 85V84H262ZM53 86V85H52ZM75 86H77V85H75ZM100 86V85H99ZM153 86H154V84H153ZM153 86H151V87H153ZM161 86V85H160ZM167 86H164L163 87V89H165V87H167ZM175 86V85H174ZM180 86V85H179ZM215 86V85H214ZM256 86V85H255ZM24 87H26L27 89L25 90V91H23V89H24ZM80 87V86H79ZM94 87V86H93ZM92 87V88H93ZM111 87V86H110ZM112 87H114V85L112 86ZM111 87V88H112ZM132 88H134L133 87V85L131 86ZM144 87V86H143ZM149 86H147V88H148ZM162 87V86H161ZM176 87V86H175ZM174 87V91L175 92H177V90H176V88ZM181 87V86H180ZM202 87V86H201ZM234 87H236V86H234ZM240 87H241V85H240ZM263 87H264V85H263ZM263 87H262V89H263ZM54 88V87H53ZM62 88H63V86H62ZM94 88H96V86L94 87ZM97 88H98V86H97ZM101 88V87H100ZM126 88V87H125ZM127 88H129V87H127ZM140 88H142V86H140ZM155 88V87H154ZM153 88V89H154ZM158 88V87H157ZM214 88V87H213ZM256 88V87H255ZM56 89H58V88H55V90ZM80 89H81V87H80ZM143 89V88H142ZM150 89H152V88H150ZM160 89H162V88H160ZM159 89V90H160ZM171 89V88H170ZM210 89H211V87H210ZM241 90H242V88H240ZM254 89V88H253ZM51 90V89H50ZM50 90H48V93L50 92ZM90 90V89H89ZM96 90V89H95ZM116 90H117V88H116ZM124 90H126V89H124ZM131 90V89H130ZM167 90H169V89H165V91H162V92H165L164 94H166L167 95ZM237 90V89H236ZM240 90V91H241ZM264 90V89H263ZM262 90V91H263ZM52 91H54V90H52ZM74 91V90H73ZM93 91H94V89H93ZM120 91H121V89H120ZM119 91V92H120ZM127 91V90H126ZM146 91H149V89H147ZM200 91H201V89H200ZM209 91H211V90H209ZM208 91V92H209ZM234 91V90H233ZM243 91V90H242ZM261 91V90H260ZM262 91H261V93H262ZM97 92V91H96ZM125 92V91H124ZM141 92V91H140ZM160 92V91H159ZM161 92V93H162ZM169 92V91H168ZM170 92H171V90H170ZM173 92V91H172ZM203 92V91H202ZM254 92V91H253ZM257 92V91H256ZM47 93V96H49V94ZM59 93V92H58ZM84 93H85V91H84ZM89 93H91V92H89ZM94 93H95V91H94ZM113 93V92H112ZM116 94H117V92H115ZM120 93H122V91L120 92ZM210 93V92H209ZM214 93V92H213ZM236 93H237V91H236ZM243 93V92H242ZM255 93V92H254ZM40 94V96H39V98H41V99H39V98H37V95H39ZM88 94V93H87ZM123 94H125V93H123ZM175 94V93H174ZM205 94H206V92H205ZM210 94H212V92L210 93ZM240 94V93H239ZM238 94V95H239ZM259 94H260V92H259ZM264 94V93H263ZM98 95H100V94H98ZM120 95V94H119ZM126 95V94H125ZM197 95H198V93H197ZM203 95V94H202ZM207 95H208V93H207ZM217 95H218V93H217ZM237 95V94H236ZM258 95V94H257ZM261 95V94H260ZM19 96H20V99H19ZM44 96V95H43ZM59 96V95H58ZM57 96V97H58ZM89 96V95H88ZM144 96V95H143ZM170 96H171V94H170ZM173 96H175V95H173ZM172 96V97H173ZM178 96V95H177ZM211 96V95H210ZM220 96V95H219ZM218 96V97H219ZM243 96H246V95H243ZM84 97V96H83ZM106 97H107V95H106ZM125 97V96H124ZM139 97V96H138ZM137 97V98H138ZM161 97V96H160ZM163 97V96H162ZM161 97V98H162ZM167 97V96H166ZM172 97H167V98H172ZM234 97V96H233ZM239 97V96H238ZM241 97H242V95H241ZM240 97V98H241ZM257 97V96H256ZM255 97V98H256ZM3 98V97H2ZM48 98H50V97H47V99ZM94 98V97H93ZM111 98V97H110ZM110 98H109V100H110ZM113 98V97H112ZM111 98V99H112ZM119 98H121V97H119ZM180 98H181V96H180ZM202 98V97H201ZM207 98V96L205 97V99ZM211 98V97H210ZM244 98V97H243ZM254 98V99H255ZM258 98V97H257ZM0 99H1V96H0ZM51 99V98H50ZM104 99V98H103ZM117 100H119L118 98H116ZM158 99H160V98H158ZM157 99V101H159ZM204 99V98H203ZM229 99V98H228ZM245 99V98H244ZM248 99V98H247ZM259 99V98H258ZM33 100V101H34ZM90 99H88V101H89ZM123 100V99H122ZM138 100V99H137ZM140 100V99H139ZM197 100V99H196ZM202 100V99H201ZM260 100V99H259ZM1 101H2V99H1ZM34 101V102H35ZM53 101V100H52ZM104 101V100H103ZM144 101V100H143ZM174 101H176V100H174ZM204 101V100H203ZM210 101V100H209ZM215 101H217V100H215ZM233 101V100H232ZM234 101H236V100H234ZM238 101V100H237ZM242 101H244V100H242ZM264 101V100H263ZM46 102V103H45ZM124 102H126V101H124ZM137 102V101H136ZM139 102V101H138ZM137 102V103H138ZM140 102H142L141 100H140ZM139 102V103H140ZM162 103H164L163 101H161ZM160 102V103H161ZM211 102V101H210ZM239 102H240V99H239ZM247 102V101H246ZM54 103H55V99H54ZM67 103H69V102H67ZM66 103V104H67ZM81 103V102H80ZM111 103H112V100H111ZM116 103V102H115ZM119 102L117 101V103L116 104H118ZM159 103V104H160ZM166 103V102H165ZM165 103H164V105H165ZM174 103H176V102H174ZM178 103V102H177ZM195 103H197L196 101H195ZM203 103V102H202ZM214 103V102H213ZM256 103V102H255ZM31 104V103H30ZM50 104V103H49ZM116 104H114V108H115V105ZM120 104V103H119ZM127 104L128 103H125V105H126V107H127ZM143 104H144V102H143ZM172 104V103H171ZM199 104V103H198ZM201 104V103H200ZM229 104V103H228ZM227 104V105H228ZM235 104H237L236 102H235ZM245 104V101H244V103L242 104V105H244ZM247 104V103H246ZM253 103L251 102V105H252ZM263 104V103H262ZM2 105H3V103H2ZM45 105V106H44ZM52 105V104H51ZM100 105V104H99ZM140 105H142V104H140ZM179 105V104H178ZM204 105V104H203ZM234 105V104H233ZM249 105H250V103H249ZM0 106H1V104H0ZM36 106H35V108H34V110L36 109ZM70 106V105H69ZM88 106V105H87ZM97 106V105H96ZM136 106V105H135ZM134 106V107H135ZM160 106V105H159ZM158 106V107H159ZM161 106H162V104H161ZM160 106V107H161ZM170 106V105H169ZM199 106V105H198ZM230 106V105H229ZM228 106V107H229ZM246 106V105H245ZM254 107H255V104L253 105ZM256 106H257V104H256ZM54 107V106H53ZM83 107H84V104H83ZM116 107H117V105H116ZM140 107V106H139ZM143 107L144 106H142V108H139V109H141V111H142V109H143ZM166 107V106H165ZM177 107V106H176ZM200 107V106H199ZM207 107V106H206ZM205 107V108H206ZM237 107V106H236ZM248 107H250V106H248ZM247 107V108H248ZM6 108V107H5ZM32 108V107H31ZM65 108H67V106H65ZM80 108H82L81 106H80ZM85 108H87L86 109V111H89V108L88 107H85ZM213 108V107H212ZM238 108V107H237ZM236 108V109H237ZM243 108L245 109V107L243 106ZM242 108V109H243ZM256 108V107H255ZM264 108V106L262 107V109ZM8 109V108H7ZM54 109V108H53ZM68 109H69V107H68ZM137 108H135V110H136ZM138 109V111L140 112V110ZM169 109V107L167 108V110ZM227 109V108H226ZM229 109V108H228ZM227 109V110H228ZM235 109V110H236ZM243 109V110H244ZM249 109H252V108H249ZM1 110H3V109H1ZM5 110V109H4ZM3 110V111H4ZM43 110V109H42ZM45 110V111H46ZM52 110V109H51ZM67 110V109H66ZM82 110H84V108H82ZM91 110V109H90ZM195 110V109H194ZM202 110V109H201ZM209 110V109H208ZM220 110H222V109H220ZM257 110H258V107H257ZM32 112H33V110H31ZM85 111V112H86ZM198 111V110H197ZM203 111V110H202ZM237 111V110H236ZM247 111V110H246ZM264 111V110H263ZM263 111H262V113H263ZM36 112H37V110H36ZM57 112V111H56ZM55 112V113H56ZM65 112V111H64ZM84 112V113H85ZM124 112V111H123ZM144 112V111H143ZM168 112V111H167ZM166 112V113H167ZM193 112V111H192ZM221 112V111H220ZM227 112H229V111H227ZM243 112V111H242ZM248 112V111H247ZM257 112V111H256ZM259 112H260V110H259ZM259 112H257V114L259 113ZM2 113V112H1ZM34 113V112H33ZM43 113H45L44 112V110H43ZM54 113V112H53ZM82 113V112H81ZM88 113V112H87ZM86 113V114H87ZM91 111H90V115H91ZM127 113H128V110H127ZM131 113V112H130ZM140 113H142V112H140ZM139 113V114H140ZM152 113V112H151ZM163 113V112H162ZM165 113V114H166ZM171 113V112H170ZM224 113V112H223ZM230 113V112H229ZM237 113H239V112H237ZM236 113V114H237ZM241 113V112H240ZM251 114H253L254 113V111L253 112H250ZM9 114H10V112H9ZM46 114V113H45ZM80 114V113H79ZM85 114V115H86ZM117 114H119V113H117ZM136 114V113H135ZM168 114V113H167ZM166 114V115H167ZM182 114V113H181ZM180 114V115H181ZM206 114V113H205ZM209 114V113H208ZM217 114V113H216ZM228 114V113H227ZM2 116L0 117V121L1 122H5V124H6V121H8V123H9V118L7 119V117H5L3 114H1ZM30 115H32V114H30ZM35 115V114H34ZM41 115H43V114H41ZM57 115V114H56ZM88 115V114H87ZM86 115V116H87ZM125 115V114H124ZM127 115V114H126ZM141 116H143L144 115V113L143 114H140ZM169 115V114H168ZM167 115V116H168ZM171 115V114H170ZM207 115V114H206ZM213 115V114H212ZM229 115V114H228ZM85 116V117H86ZM96 115H94V117H95ZM192 116V115H191ZM208 116V115H207ZM224 116V115H223ZM239 116V115H238ZM243 116V115H242ZM255 116V115H254ZM253 116V117H254ZM261 116H262V114H261ZM35 117V116H34ZM54 117L55 116H53V119H54ZM82 117V116H81ZM80 117V118H81ZM85 117H84V121H81L82 123L84 122V124H85ZM127 117V116H126ZM132 117H134V119H135V116H132ZM140 117V116H139ZM166 116H164L163 118H165ZM171 116H169V119H171L172 120V118H170ZM178 117V116H177ZM176 117V118H177ZM209 117H211V116H209ZM222 117V116H221ZM226 117V116H225ZM231 117V116H230ZM252 117V116H251ZM32 118H33V115H32ZM51 118H52V116H51ZM56 118V117H55ZM89 118V117H88ZM141 118V117H140ZM162 118V119H163ZM191 118V117H190ZM198 118H200V117H198ZM219 118V117H218ZM223 118V117H222ZM227 118V117H226ZM229 118V117H228ZM247 118V117H246ZM246 118H245V120H246ZM250 118V117H249ZM248 118V119H249ZM263 118V117H262ZM40 119H41V116H40ZM40 119H38V120H40ZM44 119H45V116H44ZM142 119V118H141ZM161 119V120H162ZM175 119V118H174ZM208 119V118H207ZM220 119V118H219ZM231 119V118H230ZM239 119V118H238ZM260 119V118H259ZM49 120V119H48ZM51 120V119H50ZM55 120V119H54ZM54 120H52V121H54ZM58 120V119H57ZM56 120V121H57ZM87 120V119H86ZM89 120V119H88ZM94 120V119H93ZM120 120H121V118H120ZM120 120H118V121H120ZM131 120H132V118H131ZM143 120V119H142ZM167 120V119H166ZM180 120V119H179ZM197 120V119H196ZM199 120V119H198ZM197 120V121H198ZM204 120V119H203ZM222 120V119H221ZM227 120V119H226ZM128 121H130L129 120V118H128ZM136 121V119L134 120V122ZM156 121H157V119H156ZM168 121V120H167ZM166 121V122H167ZM210 121V120H209ZM229 121V120H228ZM227 121V122H228ZM233 121V120H232ZM232 121H231V123H232ZM253 121H254V119H253ZM256 121H257V119H256ZM259 121V120H258ZM41 122V121H40ZM40 122H39V124H40ZM90 122V121H89ZM121 122V121H120ZM132 122V121H131ZM131 122H130V124H131ZM164 122V121H163ZM204 122V121H203ZM202 122V123H203ZM208 122V121H207ZM226 122V121H225ZM240 122V121H239ZM247 122H248V120H247ZM13 123V122H12ZM11 123V124H12ZM30 123V122H29ZM33 123V122H32ZM44 123H45V121H44ZM50 123H52V122H50ZM58 123V122H57ZM87 123V122H86ZM119 123V122H118ZM143 123V122H142ZM156 124H158L157 122H155ZM161 124H162V122H160ZM177 123V122H176ZM201 123V122H200ZM223 123V122H222ZM237 123V122H236ZM261 123V122H260ZM262 123H263V121H262ZM262 123H261V125H262ZM15 124V123H14ZM49 124V123H48ZM81 124V123H80ZM151 124V123H150ZM160 124V125H161ZM174 124V123H173ZM179 124V123H178ZM209 125H211V122H209L208 123ZM213 124V123H212ZM217 124H218V122H217ZM221 124V123H220ZM226 124V123H225ZM228 124V123H227ZM226 124V125H227ZM249 124H250V122H249ZM256 124V123H255ZM3 125V124H2ZM44 124L42 123V126H43ZM59 125V124H58ZM86 125V124H85ZM88 126H89V124H87ZM91 125H93L94 126V124H91ZM132 125L133 124H131V129H132ZM139 125V124H138ZM163 125V124H162ZM194 125V124H193ZM207 125V124H206ZM205 125V126H206ZM221 125H223V124H221ZM230 125V124H229ZM248 125V124H247ZM254 125V124H253ZM261 125L259 126V127H261ZM4 126V125H3ZM28 126V125H27ZM32 126V125H31ZM30 126V127H31ZM48 126V125H47ZM92 126V127H93ZM124 126V125H123ZM154 126V125H153ZM157 126V125H156ZM164 126V125H163ZM204 126V127H205ZM214 126H217V125H214ZM213 126V127H214ZM228 126V125H227ZM240 126V125H239ZM1 127V126H0ZM91 126H90V128H92ZM95 127H97V126H95ZM94 127V128H95ZM120 127V126H119ZM126 127H127V125H126ZM138 127V126H137ZM137 127H135V128H137ZM160 127V126H159ZM196 127H197V125H196ZM203 127V126H202ZM203 127V128H204ZM220 127H222V126H220ZM229 127V126H228ZM247 127H250V126H247ZM247 127H245V128H247ZM251 127H252V125H251ZM255 127V125L253 126V128ZM259 127H257V128H259ZM2 128V127H1ZM8 128V127H7ZM6 128V129H7ZM34 128H35V126H34ZM33 128V129H34ZM79 128V127H78ZM90 128H88V129H90ZM112 128V127H111ZM118 128V127H117ZM133 128H134V126H133ZM149 128V127H148ZM198 128V127H197ZM207 128V127H206ZM217 128V127H216ZM262 129L264 128V126L263 127H261ZM3 129V128H2ZM33 129H31V131L33 130ZM51 129V128H50ZM81 129H82V127H81ZM84 129H85V127H84ZM86 129H87V127H86ZM93 129V128H92ZM130 129V130H131ZM140 129V128H139ZM201 129V128H200ZM219 129V128H218ZM226 129L228 130V128L226 127ZM261 129V130H262ZM8 130V129H7ZM6 130V131H7ZM118 130V129H117ZM122 130H124V129H122ZM127 130V129H126ZM152 130H154V129H152ZM165 130V129H164ZM209 130V129H208ZM208 130H207V133H208ZM212 130V129H211ZM217 130V129H216ZM236 130V129H235ZM35 131V130H34ZM33 131V132H34ZM48 131V130H47ZM61 131V130H60ZM59 131V132H60ZM87 131H90V130H87ZM94 131H96V130H94ZM103 131V130H102ZM113 131V130H112ZM114 131H115V129H114ZM120 131V130H119ZM118 131V132H119ZM135 131V130H134ZM138 129H137V133H138ZM147 131H149V130H147ZM159 131V130H158ZM199 131V130H198ZM229 131H230V128H229ZM234 131V130H233ZM239 131V130H238ZM255 131V130H254ZM260 131V129L258 130V132ZM1 132H3L2 130H0V133ZM5 132V131H4ZM81 132V131H80ZM103 132H105V131H103ZM121 132V131H120ZM140 132V131H139ZM220 132V131H219ZM223 132V129H222V131L220 132V133H222ZM228 132V131H227ZM235 132V131H234ZM242 132V131H241ZM251 132V131H250ZM257 132V131H256ZM260 132H262V131H260ZM259 132V133H260ZM31 133V132H30ZM48 133V132H47ZM46 133V134H47ZM71 133H74L73 131L71 132ZM84 133H86V132H84ZM114 133V132H113ZM132 133H135V132H132ZM211 133V132H210ZM209 133V134H210ZM217 133V132H216ZM233 133V132H232ZM243 133V132H242ZM249 133V132H248ZM255 133V132H254ZM69 134V133H68ZM90 135H92L91 134V131H90V133H89ZM111 134V133H110ZM116 134H117V131H116ZM119 134V133H118ZM128 134H130L131 135V132L129 131V133ZM140 133H138V135H139ZM151 134H153V133H151ZM150 134V135H151ZM223 134V133H222ZM228 134H230V133H228ZM31 135H32V133H31ZM56 135V134H55ZM66 135H67V133H66ZM65 135V136H66ZM71 135V134H70ZM80 135H81V133H80ZM102 135H105L104 133L102 134V132H101V137H102ZM106 135H108L107 133H106ZM106 135H105V137H106ZM113 135V134H112ZM123 135V134H122ZM134 135H136V133L134 134ZM214 135H216V134H214ZM244 135V134H243ZM251 135H253V134H251ZM4 136V135H3ZM13 136V135H12ZM17 136H19V139H18V142L20 143L19 144V148H18V150H17V154L16 155H14L12 158H13V161H14V163H12L14 166V169H8L9 168V165H8V168H7V170H8V172H9V174H4L3 173V167L1 166V164H0V188L2 187V185H3V187L5 188V186L4 185H6L7 183H8V181H12V180H14L15 178H16V176H15V174L17 173H19L20 172V174H18V176H19V180H17L18 182V184L16 183V185H18V187H20V188H24V189H26V187H27V185H28V182H30L29 181V178H28V174H29V171H30V165H29V160H28V158H27V155L26 154H21L22 152H25V151H28L30 148L29 147H31V146H29L28 145V140H27V138H25V137H27V135H26V133H24V132H22V133H20V134H18ZM33 136V135H32ZM74 136V135H73ZM96 136V135H95ZM108 136H110V135H108ZM107 136V138H110V137H108ZM125 136H126V134H125ZM129 136V135H128ZM133 136V135H132ZM137 136V135H136ZM135 136V137H136ZM217 136V135H216ZM254 136V135H253ZM31 137V136H30ZM29 137V138H30ZM35 137V136H34ZM68 137H69V135H68ZM84 137V136H83ZM100 137V136H99ZM104 137V136H103ZM201 137V136H200ZM214 138V136H211V138ZM228 137H230L229 135H228ZM237 137H238V135H237ZM255 137V136H254ZM4 138V137H3ZM72 138V137H71ZM89 138H90V136H89ZM122 138H124V136L122 137ZM127 138V137H126ZM138 138H139V136H138ZM153 138V137H152ZM151 138V140H153ZM242 137H240V139H241ZM250 138H252L251 136H250ZM66 139V138H65ZM81 139V138H80ZM79 139V140H80ZM101 139V138H100ZM99 139V140H100ZM103 139V138H102ZM224 139V138H223ZM230 139V138H229ZM231 139H232V136H231ZM239 139V138H238ZM239 139V140H240ZM0 140H1V138H0ZM32 140V139H31ZM31 140H29V141H31ZM34 140V139H33ZM68 140V139H67ZM82 140H83V138H82ZM94 139H92L90 142H92ZM109 140V139H108ZM121 140V139H120ZM126 140V139H125ZM131 140H132V138H131ZM207 140H208V138H207ZM234 140V139H233ZM253 140V139H252ZM68 141H70V140H68ZM104 141V140H103ZM102 141V143H104ZM105 141H107L106 140V138H105ZM112 141V140H111ZM127 141V140H126ZM126 141H125V143H126ZM128 141H130V140H128ZM216 141V140H215ZM219 141H220V139H219ZM223 141H225V140H223ZM222 141V142H223ZM229 141V140H228ZM236 141H238V140H236ZM248 141V140H247ZM257 141H258V137H257ZM76 142V141H75ZM86 142V141H85ZM110 142V141H109ZM123 144H124V139H123ZM132 142H134L133 140H132ZM234 142V141H233ZM232 142V140H231V143H233ZM252 142V141H251ZM250 142V143H251ZM14 143V142H13ZM12 143V144H13ZM30 143V142H29ZM37 143H39V142H37ZM106 143V142H105ZM115 143H118V142H115ZM121 143V142H120ZM128 143V142H127ZM126 143V144H127ZM130 143V142H129ZM128 143V144H129ZM134 143H136V142H134ZM150 143V142H149ZM196 143V142H195ZM208 144H210L209 142H207ZM214 142H212V144H213ZM239 144H244L245 145V143H244V141H243V143H241V141L240 142H238ZM250 143H249V146H251L250 145ZM253 143L255 144V142L253 141ZM82 144V143H81ZM88 144V143H87ZM95 144V143H94ZM99 144V143H98ZM108 144V143H107ZM114 144V143H113ZM151 144H152V142H151ZM197 144V143H196ZM195 144V145H196ZM220 144V143H219ZM234 144V143H233ZM239 144H236V145H239ZM261 144V143H260ZM34 145V144H33ZM50 145V144H49ZM76 145V144H75ZM86 145V144H85ZM91 145H92V143H91ZM96 145V144H95ZM94 145V146H95ZM121 145H122V143H121ZM133 145V144H132ZM154 145V144H153ZM218 145V144H217ZM3 146V145H2ZM70 146V145H69ZM88 145H86L85 147H87ZM90 146V145H89ZM89 146H88V148H89ZM93 146V147H94ZM103 146V145H102ZM116 146V145H115ZM137 146V145H136ZM199 147H200V143H199V145H198ZM221 146V145H220ZM234 146V145H233ZM247 146V145H246ZM258 146V145H257ZM262 146V145H261ZM10 147V146H9ZM68 147V146H67ZM71 147V146H70ZM76 147V146H75ZM91 147V146H90ZM99 147H100V145H99ZM125 147H126V145H125ZM199 147L197 148V147H195V148H197V149H199ZM207 147H208V145H207ZM211 147V146H210ZM210 147H208V149L210 148ZM218 147V146H217ZM226 147V146H225ZM229 147V146H228ZM264 147V146H263ZM12 148V147H11ZM73 148V147H72ZM101 148V147H100ZM106 148V147H105ZM112 148V147H111ZM114 148V147H113ZM119 148V147H118ZM131 148V147H130ZM133 148H135V147H133ZM139 148V147H138ZM137 148V149H138ZM150 148V150H151V146L149 147ZM173 148H175V147H173ZM236 149L238 148L239 149V147H235ZM6 149H7V147H6ZM61 150H62V148H60ZM59 149V150H60ZM102 149H103V147H102ZM117 149V148H116ZM115 149V150H116ZM128 149V148H127ZM136 149V148H135ZM153 149V148H152ZM207 149V148H206ZM221 149H222V147H221ZM220 149V150H221ZM233 149H234V147H233ZM238 149H237V151H238ZM243 149H245V148H243ZM249 149H251V148H249ZM253 149V148H252ZM264 149V148H263ZM1 150V149H0ZM10 150V149H9ZM31 150V149H30ZM76 150V152L78 151L77 149H75ZM97 150V149H96ZM100 150V149H99ZM109 150V149H108ZM114 150V149H113ZM124 150V149H123ZM210 150H212V148L210 149ZM216 150H218V149H216ZM224 150V149H223ZM226 150H228V152H229V148L228 149H226ZM231 150V149H230ZM246 150V149H245ZM62 151H64V150H62ZM82 151V150H81ZM80 151V152H81ZM111 151V150H110ZM136 151V150H135ZM214 151V150H213ZM241 151V150H240ZM12 152V151H11ZM60 152V151H59ZM71 152V151H70ZM74 152V151H73ZM85 152V151H84ZM93 152V151H92ZM92 152H90V153H92ZM103 152H104V150H103ZM103 152H101V153H103ZM108 152V151H107ZM117 152V151H116ZM129 152V151H128ZM139 152H140V150H139ZM210 152H212V151H210ZM227 152V151H226ZM233 152V151H232ZM243 152V151H242ZM249 152H250V150H249ZM252 152V151H251ZM255 154L257 153V152H255V151H253ZM29 153H30V151H29ZM94 153V152H93ZM106 153V152H105ZM123 153V152H122ZM126 153H127V151H126ZM130 153V152H129ZM129 153H127V154H129ZM136 154H137V151L135 152ZM201 153V152H200ZM213 153V152H212ZM247 154H248V156H249V153L248 152H246ZM261 154H262V151L260 152ZM260 153H259V155H260ZM59 154H61V153H59ZM89 154V153H88ZM108 154V153H107ZM114 154V153H113ZM174 154V153H173ZM181 154V153H180ZM224 154V153H223ZM228 154V153H227ZM258 154V153H257ZM78 155V154H77ZM96 155V154H95ZM109 155V154H108ZM186 155H187V153H186ZM228 155H230V154H228ZM234 155H236L235 153H234ZM243 155V154H242ZM251 155H253L252 153H251ZM6 156V154H4V153H2V156H0V160H3L4 159V157ZM31 156V155H30ZM60 156V155H59ZM74 155H72L71 157H73ZM75 156H76V154H75ZM74 156V157H75ZM100 156V155H99ZM107 155H105V157H106ZM118 156V155H117ZM123 156V155H122ZM121 156V157H122ZM127 156V155H126ZM170 156V155H169ZM173 156V155H172ZM196 156V155H195ZM201 156H203V155H201ZM206 156H207V154H206ZM210 156V155H209ZM213 156H214V154L212 155V156H210V158H213ZM232 156L233 155H231V158H232ZM257 156V155H256ZM76 157H78V156H76ZM76 157H75V159H76ZM84 157H85V155H84ZM83 157V159H85ZM112 157V156H111ZM110 157V159H112ZM175 157V156H174ZM197 157V156H196ZM195 157V158H196ZM215 157V156H214ZM216 157H217V155H216ZM235 157V156H234ZM233 157V158H234ZM244 157H247V155L246 156H244ZM251 157V156H250ZM254 157V156H253ZM252 157V158H253ZM9 158V157H8ZM51 158V157H50ZM97 158V157H96ZM116 158V157H115ZM125 158H127V157H125ZM125 158H123V159H125ZM158 158V157H157ZM173 158V157H172ZM171 158V159H172ZM259 158V157H258ZM264 157H263V155H262V159H263ZM53 159V158H52ZM82 159V158H81ZM82 159V160H83ZM122 159V160H123ZM129 159V158H128ZM127 159V160H128ZM153 159H155V158H153ZM159 159V158H158ZM166 159V158H165ZM170 159V160H171ZM180 159H181V156H180ZM207 159H208V157H207ZM227 159H228V157H227ZM235 159V158H234ZM80 160V159H79ZM89 160H91V159H89ZM102 160V159H101ZM104 160V159H103ZM116 160V159H115ZM126 160V159H125ZM164 160V159H163ZM169 160V159H168ZM211 160V159H210ZM242 160V156H241V159H240V161ZM246 160H247V158H246ZM251 158H250V162H251ZM254 160V159H253ZM33 161V160H32ZM50 161V160H49ZM77 161H78V159H77ZM99 161V160H98ZM98 161H96L98 164L101 162H98ZM109 160H107V162H108ZM112 161V160H111ZM128 161H130V160H128ZM191 161V160H190ZM202 161H203V157H202ZM207 161V160H206ZM217 161H218V159H217ZM231 161V160H230ZM232 161H235V160H232ZM231 161V162H232ZM237 161V160H236ZM258 161H260V162H262V160L260 159V160H258ZM257 161V162H258ZM113 162H114V160H113ZM124 162V161H123ZM127 162V161H126ZM131 162V161H130ZM160 162V161H159ZM171 162H173V161H171ZM185 162H187V161H185ZM208 162V161H207ZM214 162H215V158H214ZM238 162H239V160H238ZM256 162V163H257ZM44 163V162H43ZM42 163V164H43ZM48 163V162H47ZM89 163H91V162H89ZM125 163V162H124ZM124 163H122V164H124ZM129 163V162H128ZM127 163V165H129ZM156 164L158 163V161L156 160V162H155ZM169 163V162H168ZM196 163V162H195ZM195 163H193L194 165H196ZM233 163H235V162H233ZM242 163V162H241ZM254 163V162H253ZM263 163V162H262ZM262 163H261V165H262ZM8 164H9V160H8ZM69 164V163H68ZM104 164V163H103ZM156 164H154V166L156 165ZM170 164V163H169ZM189 164H190V162H189ZM188 164V165H189ZM228 164V163H227ZM247 164L249 165V163L247 162ZM255 164V163H254ZM264 164V163H263ZM35 165V164H34ZM33 165V166H34ZM41 165V164H40ZM40 165H39V167H40ZM45 165V164H44ZM51 165V164H50ZM73 165H75V162H74V164ZM77 165V164H76ZM75 165V166H76ZM80 165H81V163H80ZM100 166H101V164H99ZM109 165V164H108ZM107 165V166H108ZM119 165H120V161H119ZM124 166V168H122V170H125L126 171V169H125V167H128V166ZM133 165V164H132ZM159 165H160V163H159ZM187 165V164H186ZM191 165V164H190ZM198 165V164H197ZM208 165V164H207ZM206 165V166H207ZM211 165L213 166V163H211ZM216 164H214V167H216L215 166ZM223 165V164H222ZM246 165V164H245ZM253 165V164H252ZM256 165V164H255ZM255 165H253L254 167H255ZM47 166V165H46ZM78 166V165H77ZM99 166V167H100ZM150 166H153V165H151V163H150ZM192 166V165H191ZM198 166H200V165H198ZM202 166V165H201ZM230 165H228V167H229ZM234 166H235V164H234ZM242 166V165H241ZM247 166V165H246ZM245 166V167H246ZM256 166H258V165H256ZM35 167V166H34ZM70 167H72V164L70 165ZM96 167H98V165L96 166ZM98 167V168H99ZM114 167H116V166H114ZM113 167V168H114ZM130 167V166H129ZM140 167V166H139ZM213 167V168H214ZM220 167V166H219ZM227 167V168H228ZM231 167V166H230ZM264 167V166H263ZM35 168H37V166L35 167ZM41 168V167H40ZM42 168H44V167H42ZM60 168V167H59ZM58 168V169H59ZM69 168V167H68ZM74 168V167H73ZM72 168V169H73ZM79 168V167H78ZM78 168H77V170H78ZM89 168V167H88ZM103 168V167H102ZM101 168V169H102ZM111 168H112V166H111ZM112 168V169H113ZM135 168V167H134ZM203 168V167H202ZM218 168V166L216 167V169ZM225 168V167H224ZM223 168V169H224ZM235 168V167H234ZM250 168V167H249ZM261 168H262V166H261ZM32 170H33V168H31ZM38 169V168H37ZM47 169V168H46ZM57 169V170H58ZM70 169V168H69ZM75 169V171H76V168H74ZM100 169V168H99ZM98 169V170H99ZM105 169V168H104ZM107 169H109V167L107 168ZM106 169V170H107ZM132 169H133V166H132ZM137 169H139V168H137ZM196 169V168H195ZM199 169V168H198ZM206 169V168H205ZM237 169H238V167H237ZM241 169V168H240ZM248 169V168H247ZM257 169H259V167L257 168ZM263 169V168H262ZM94 170V169H93ZM103 170V169H102ZM110 170V169H109ZM108 170V171H109ZM114 170H116V169H114ZM131 170V169H130ZM200 170V169H199ZM250 170V169H249ZM249 170H248V172H249ZM251 170H253V169H251ZM254 170H256V169H254ZM253 170V171H254ZM42 171V170H41ZM44 171L45 170H43V173H44ZM59 171H61V170H59ZM73 171V170H72ZM129 171V170H128ZM135 172H137L136 170H134ZM212 171V170H211ZM214 171V170H213ZM216 171V170H215ZM226 171V170H225ZM234 171V170H233ZM232 171V172H233ZM264 170H259V173H257L258 174V178L260 179V180H258V181H256L257 183L260 181H264V174H262V172H263ZM33 172V171H32ZM47 172V171H46ZM78 172V171H77ZM80 172H81V170H80ZM98 172V171H97ZM99 172H100V170H99ZM117 172V171H116ZM123 172V171H122ZM159 172V171H158ZM197 172V171H196ZM218 172V171H217ZM220 172H224L223 170H221ZM239 172H241V171H239ZM248 172H247V174H248ZM255 172H257V171H255ZM254 172V173H255ZM3 173V174H2ZM35 173V172H34ZM56 173V172H55ZM60 173V172H59ZM105 173V172H104ZM111 173V172H110ZM118 173V172H117ZM124 173V172H123ZM126 173H127V171H126ZM139 173H141V172H139ZM139 173H137V174H139ZM191 173V172H190ZM226 173V172H225ZM242 173L243 172H241V174H240V176L242 175ZM251 173H252V171H251ZM264 173V172H263ZM37 174V173H36ZM41 174H42V172H41ZM40 174V175H41ZM45 174V173H44ZM52 174V173H51ZM69 174V173H68ZM72 174H73V172H72ZM78 174H79V172H78ZM98 174V173H97ZM116 174V173H115ZM122 174V173H121ZM155 174H157L156 172H155ZM188 174V173H187ZM206 174H207V171H206ZM218 174V173H217ZM224 174V173H223ZM223 174H222V177H223ZM31 175V174H30ZM29 175V176H30ZM47 175V174H46ZM49 175V174H48ZM54 175V174H53ZM53 175H51V177H53ZM57 175H58V171H57ZM62 175V174H61ZM102 174H100V176H101ZM113 175V174H112ZM123 175V174H122ZM135 175V174H134ZM153 175V174H152ZM196 175V174H195ZM209 175H210V173H209ZM213 175H215V174H213ZM213 175H210V176H213ZM228 175V174H227ZM234 175H236V173L234 174ZM249 175V174H248ZM252 175V174H251ZM43 176H45V175H43ZM43 176H41V177H43ZM63 176V175H62ZM69 176V175H68ZM79 175H77V177H78ZM99 176V177H100ZM107 176V175H106ZM127 176V175H126ZM139 176H141V174L139 175ZM145 176V175H144ZM144 176H142V177H144ZM188 176V175H187ZM208 176V175H207ZM209 176V177H210ZM220 176V175H219ZM237 176V175H236ZM239 176V175H238ZM244 176V175H243ZM250 176V175H249ZM254 176V175H253ZM34 177V176H33ZM41 177H39V178H41ZM83 176H81V178H82ZM93 177H95V176H93ZM108 177V176H107ZM123 177V176H122ZM125 177V176H124ZM135 177H136V175H135ZM134 177V178H135ZM192 177V176H191ZM196 177V176H195ZM195 177H192V178H195ZM231 177V176H230ZM234 177V176H233ZM36 178V177H35ZM38 178V177H37ZM56 178V177H55ZM54 178V179H55ZM71 178V177H70ZM79 178V177H78ZM77 178V179H78ZM80 178V179H81ZM92 178V177H91ZM111 178V177H110ZM109 178V179H110ZM158 178V177H157ZM197 178V177H196ZM195 178V179H196ZM237 178V177H236ZM242 178V177H241ZM246 178V180L245 181H247V176L245 177ZM254 178V177H253ZM31 179V178H30ZM42 179V178H41ZM57 179V178H56ZM56 179H55V181H56ZM68 179H69V177H68ZM73 179H75V177L73 178ZM79 179V180H80ZM83 179V178H82ZM100 179V178H99ZM119 179V178H118ZM117 179V181H119ZM126 179V178H125ZM136 179V178H135ZM140 180H141V178H139ZM170 179V178H169ZM195 179H194V182H195ZM208 179V178H207ZM235 179V178H234ZM244 179V178H243ZM251 179V178H250ZM31 180H35V179H31ZM37 180V179H36ZM47 180V179H46ZM134 180V179H133ZM193 180V179H192ZM211 180V179H210ZM40 181V180H39ZM38 181V182H39ZM42 181V180H41ZM45 181V180H44ZM71 181V180H70ZM93 181V180H92ZM130 181V180H129ZM221 181H223V180H221ZM226 181V180H225ZM229 181V180H228ZM231 181V180H230ZM242 181V180H241ZM250 181V180H249ZM248 181V182H249ZM37 182V183H38ZM74 182H75V180H74ZM90 182H91V180H90ZM95 182V181H94ZM227 182V181H226ZM238 182V181H237ZM243 182V181H242ZM36 183V182H35ZM45 183V182H44ZM47 183H49V182H47ZM46 183V184H47ZM71 183V182H70ZM78 183V182H77ZM80 183V182H79ZM101 183V182H100ZM99 183V184H100ZM124 183V182H123ZM170 183V182H169ZM201 183V182H200ZM203 183V182H202ZM221 183V182H220ZM224 183V182H223ZM251 183V182H250ZM254 183V182H253ZM252 183V184H253ZM264 183V182H263ZM9 184V183H8ZM7 184V185H8ZM33 184H34V182H33ZM45 184V185H46ZM53 184H55L54 182H52V185ZM57 184V183H56ZM102 184H104V183H101V185ZM195 184V183H194ZM229 184L231 185V183L229 182ZM247 185H248V187H249V184L248 183H246ZM256 183H254V185H255ZM14 185V184H13ZM42 185H44L43 183H42ZM45 185H44V187H45ZM48 185V184H47ZM46 185V186H47ZM59 185V184H58ZM75 185V184H74ZM80 186L82 185V183L81 184H79ZM94 185H96V184H94ZM113 185V184H112ZM119 185H120V183H119ZM211 185V184H210ZM227 185V184H226ZM257 185V184H256ZM33 186V185H32ZM31 186V187H32ZM38 186H39V184H38ZM49 186H51L50 184H49ZM54 186V185H53ZM52 186V187H53ZM57 186V185H56ZM55 186V187H56ZM61 186V185H60ZM60 186H59V188H60ZM71 186V185H70ZM137 186V185H136ZM197 186V185H196ZM251 186V185H250ZM259 186H260V183H259ZM7 187V186H6ZM18 187H17V189H18ZM72 187V186H71ZM70 187V188H71ZM99 187V186H98ZM107 187V186H106ZM126 187V186H125ZM203 187H205V186H203ZM221 187H222V185H221ZM231 187H232V185H231ZM252 187V186H251ZM261 187V186H260ZM19 188V189H20ZM35 188V187H34ZM43 188V187H42ZM49 188V187H48ZM64 187H62L61 189H63ZM199 188V187H198ZM197 188V189H198ZM202 188V187H201ZM214 188H215V186H214ZM223 188V187H222ZM238 188V187H237ZM18 189V190H19ZM32 189H33V187H32ZM31 189V190H32ZM65 189V188H64ZM91 189V188H90ZM206 189V188H205ZM205 189H204V192H205ZM213 189V188H212ZM211 189V190H212ZM224 189V188H223ZM222 189V191H224ZM226 189V188H225ZM240 191H241V189L240 188H238ZM247 191H248V189H247V187L245 188ZM255 189H256V187H255ZM255 189L254 190H252L253 192L255 191ZM21 190V189H20ZM27 190V189H26ZM34 190V189H33ZM42 190V189H41ZM72 190V189H71ZM234 190V189H233ZM239 190H238V192H239ZM14 191H16V189L14 190ZM22 191H24V190H22ZM36 191H37V188H36ZM55 191H59L58 189L57 190H55ZM62 191V190H61ZM75 191H76V189H75ZM72 192V194H76L77 192ZM252 191H251V193H252ZM257 191V190H256ZM17 192V191H16ZM33 192V191H32ZM35 192V191H34ZM45 192V191H44ZM50 192V191H49ZM65 192V191H64ZM92 192V191H91ZM99 192V191H98ZM141 192H143V191H141ZM190 192V191H189ZM188 192V193H189ZM194 192H196V190L194 191ZM243 192V191H242ZM246 192V191H245ZM22 193V192H21ZM43 193V192H42ZM55 193V192H54ZM68 193H69V191H68ZM203 193V192H202ZM224 193H225V191H224ZM231 193V192H230ZM235 193H236V189H235ZM234 193V194H235ZM249 193V192H248ZM13 193H12V188L10 187V184H9V187H8V191H5L4 192V196H6V195H12ZM16 194V193H15ZM14 194V195H15ZM30 194V193H29ZM38 193H36V195H37ZM51 194V193H50ZM55 194H57V193H55ZM60 194H62V192L60 193ZM60 194H58V195H60ZM88 194V193H87ZM90 194V193H89ZM93 194V193H92ZM101 194V193H100ZM113 194V193H112ZM130 194V193H129ZM197 194V193H196ZM198 194H199V192H198ZM228 194H229V191H228ZM245 194V193H244ZM24 195H26L25 194V192H24ZM63 195V194H62ZM71 195V194H70ZM94 195V194H93ZM99 195V194H98ZM149 195V194H148ZM185 195V194H184ZM191 195V194H190ZM193 195H195V194H193ZM193 195H192V197H193ZM206 195V194H205ZM217 195V194H216ZM220 195H222V194H220ZM224 195H226V194H224ZM243 195V194H242ZM260 195H261V193H260ZM19 196V195H18ZM22 196V195H21ZM32 196H33V194H32ZM55 196H57V195H55ZM102 196V195H101ZM100 196V197H101ZM107 196H108V194H107ZM141 196V195H140ZM187 196V195H186ZM185 196V197H186ZM199 196H200V194H199ZM240 196V195H239ZM247 196V195H246ZM248 196H249V194H248ZM257 196V195H256ZM259 196V195H258ZM257 196V197H258ZM262 196V195H261ZM29 197V196H28ZM51 197H52V195H51ZM66 197V196H65ZM69 197V196H68ZM72 198H73V196H71ZM105 196H103V198H104ZM113 197H114V195H113ZM124 197V196H123ZM190 197V196H189ZM188 197V198H189ZM198 197V196H197ZM201 197H202V195H201ZM221 197V196H220ZM227 197V196H226ZM225 197V198H226ZM236 197V196H235ZM53 198V197H52ZM56 198V197H55ZM90 197H88V199H89ZM91 198H93V196L91 197ZM107 198H109V197H107ZM128 198V197H127ZM126 198V199H127ZM195 197H193V199H194ZM222 198V197H221ZM234 198V197H233ZM248 198V197H247ZM259 198V197H258ZM257 198V199H258ZM10 199H11V197H10ZM21 199H23V198H21ZM25 199V198H24ZM51 199V198H50ZM68 199V198H67ZM82 199V198H81ZM94 199V198H93ZM114 199V198H113ZM121 199V198H120ZM199 200H200V198H198ZM242 199H243V197H242ZM241 199V200H242ZM28 200V199H27ZM48 200H49V198H48ZM54 200V199H53ZM69 200V199H68ZM90 200V199H89ZM92 200V199H91ZM122 200V199H121ZM149 200V199H148ZM189 200V199H188ZM196 199H194V201H195ZM220 200H226V199H220ZM231 200H232V198H231ZM258 200H260V199H258ZM1 201V200H0ZM124 201V200H123ZM122 201V202H123ZM151 201V200H150ZM190 201V200H189ZM212 201V200H211ZM234 201V200H233ZM238 201V200H237ZM261 201V200H260ZM12 202H13V200H12ZM20 202H21V200L20 199H18L16 202H14L15 204L14 205H12L11 207H10V209L12 208L13 210H14V212L16 211V209L18 210L19 209V206H21L20 205ZM28 202V201H27ZM30 202H31V200H30ZM29 202V203H30ZM73 202V201H72ZM116 202V201H115ZM145 202V201H144ZM198 202V201H197ZM201 202V201H200ZM200 202H198V203H200ZM203 202H205V200L203 201ZM225 203H226V201H224ZM231 202V201H230ZM241 202V201H240ZM255 202H256V200H255ZM259 202V201H258ZM10 203V202H9ZM74 203V202H73ZM72 203V204H73ZM95 203V202H94ZM119 203V202H118ZM142 203V202H141ZM146 203V204H145ZM145 203H143V205L145 204V207H146V205L149 203V201H148V203H147V201L145 202ZM195 203H196V201H195ZM218 203V202H217ZM247 203H248V201H247ZM257 203V202H256ZM260 203V202H259ZM22 204V203H21ZM50 204V203H49ZM96 204H98L97 203V201H96ZM221 204V203H220ZM219 204V205H220ZM224 204V203H223ZM227 204V203H226ZM250 204V203H249ZM5 205V204H4ZM27 205H29V204H27ZM125 205H126V203H125ZM143 205H141V206H143ZM194 205H196V204H194ZM200 205V204H199ZM198 205V206H199ZM251 205V204H250ZM250 205H248L249 207H250ZM256 205H258V203L256 204ZM8 206V205H7ZM6 206V207H7ZM23 206V205H22ZM73 206V205H72ZM78 206V205H77ZM94 206V205H93ZM115 206V205H114ZM131 206H132V204H131ZM155 206V205H154ZM243 206V205H242ZM260 206V205H259ZM1 207V206H0ZM9 207H7V208H9ZM74 207H75V204H74ZM95 207H96V205H95ZM105 207V206H104ZM126 207V210L128 209L127 208V205L125 206ZM144 207V206H143ZM144 207V208H145ZM149 207H150V205H149ZM149 207L147 206L145 209H149ZM220 207H222V206H220ZM246 207V206H245ZM27 208H28V206H27ZM90 208V207H89ZM96 208H98V207H96ZM116 208V207H115ZM224 208V207H223ZM223 208H221V209H223ZM236 208V207H235ZM259 207L257 206V209H258ZM0 209H2V208H0ZM26 209V208H25ZM75 209V208H74ZM86 209V208H85ZM93 209V208H92ZM119 209H121V208H119ZM187 209H189V207L187 208ZM193 209V208H192ZM238 209H240V208H238ZM252 209V208H251ZM78 211H79V209H77ZM76 210V211H77ZM95 210V209H94ZM94 210H93V212H94ZM116 210H118V205H117V209ZM242 210V209H241ZM254 210H255V207H254ZM253 210V211H254ZM260 210V209H259ZM262 210V209H261ZM264 210V209H263ZM262 210V211H263ZM1 211V210H0ZM23 211V210H22ZM25 211H27V209L25 210ZM75 211V210H74ZM86 211V210H85ZM88 211V210H87ZM115 211V210H114ZM142 211H143V209H142ZM148 212H149V210H147ZM192 211V210H191ZM198 211V210H197ZM216 212H217V210H215ZM222 211V210H221ZM233 212H234V210H232ZM244 211H246V210H244ZM243 211V212H244ZM256 211V210H255ZM258 211V210H257ZM261 211V212H262ZM24 212V211H23ZM83 212V211H82ZM230 212V211H229ZM235 212H237L236 210H235ZM249 212V211H248ZM252 212V211H251ZM1 213V212H0ZM9 213V212H8ZM7 213V214H8ZM116 213H118V212H116ZM143 213H145L146 214V212H143ZM142 213V214H143ZM246 213V212H245ZM254 213V212H253ZM15 214V213H14ZM30 214V213H29ZM73 214V213H72ZM76 214V213H75ZM75 214H73L74 216H73V218H77V217H79L78 215H77V217H75ZM87 214V213H86ZM93 214V213H92ZM108 214V213H107ZM221 214V213H220ZM249 214H251V213H249ZM263 213H261V215H262ZM1 215V214H0ZM5 215V214H4ZM23 215H24V213H23ZM25 215H26V213H25ZM90 215V214H89ZM94 215V214H93ZM144 215V214H143ZM148 215V214H147ZM147 215L145 216V217H147ZM222 215H223V213L219 216V218L218 219H221L222 218ZM256 215H257V213H256ZM260 215V214H259ZM32 216V215H31ZM30 216V217H31ZM117 216H119V214L117 215ZM122 216V215H121ZM130 216V215H129ZM191 216V214H189V217L188 218H191L190 217ZM251 217H252V215H250ZM14 217H16V216H14ZM91 217H94V216H91ZM112 217H114V216H112ZM141 217V216H140ZM143 217V220H142V222L144 221V220H146V219H144V216H142ZM196 217H197V215H196ZM200 217V216H199ZM242 217H243V215H242ZM257 217V216H256ZM255 217V218H256ZM259 217V216H258ZM257 217V218H258ZM5 218V217H4ZM39 218V217H38ZM85 218H87V217H85ZM108 218V217H107ZM115 218V217H114ZM119 218V217H118ZM127 218V217H126ZM194 218V217H193ZM249 218V217H248ZM261 218V217H260ZM2 219V218H1ZM99 219V218H98ZM197 219H199V218H197ZM242 219V218H241ZM4 220V219H3ZM9 220V219H8ZM14 220H15V218H14ZM14 220H13V222H14ZM72 220H74V219H72ZM76 220V219H75ZM74 220V221H75ZM77 220H81V218L80 219H77ZM83 220H85V219H83ZM87 220V219H86ZM7 221V220H6ZM82 221V220H81ZM88 221V220H87ZM86 221V222H87ZM93 221V220H92ZM126 221V220H125ZM124 221V222H125ZM194 221V220H193ZM77 222V221H76ZM111 222V221H110ZM222 222V221H221ZM6 223V222H5ZM4 223V224H5ZM80 223V222H79ZM84 223V222H83ZM146 223V222H145ZM223 223V222H222ZM225 223V222H224ZM15 224V223H14ZM42 224V223H41ZM72 225H73V222L71 223ZM91 224V223H90ZM89 224V225H90ZM94 224V223H93ZM16 225V224H15ZM53 225V224H52ZM86 225V224H85ZM88 225V228L89 227H91V226H89ZM118 225V224H117ZM141 225H142V223H141ZM223 225H225V224H223ZM259 225H262V224H259ZM14 226V225H13ZM33 226H34V224H33ZM44 226V225H43ZM67 226V225H66ZM75 226V225H74ZM78 226V225H77ZM76 226V227H77ZM92 226H94V225H92ZM113 226V225H112ZM125 226V225H124ZM127 226V225H126ZM126 226H125V228H126ZM10 227H11V225H10ZM15 227V226H14ZM30 227H31V225H30ZM65 227V226H64ZM85 227V226H84ZM84 227H83V229H84ZM101 227V226H100ZM140 227V226H139ZM259 227V226H258ZM38 228V227H37ZM75 227H73V229H74ZM78 228L79 227H77L76 229H72L73 230V232L75 231V230H78ZM109 228H112V227H109ZM137 228V227H136ZM186 228V227H185ZM188 228V227H187ZM190 228V227H189ZM67 229V228H66ZM65 229V230H66ZM80 229V228H79ZM90 229V228H89ZM196 229V228H195ZM38 230V229H37ZM36 230V232H38ZM85 230V229H84ZM90 230H93V228L92 229H90ZM110 230H112V229H109L108 231L110 232ZM127 230H129V229H127ZM136 230V229H135ZM187 230V229H186ZM192 230V229H191ZM197 230V229H196ZM256 230V229H255ZM257 230H261V227L259 228V229H257ZM256 230V231H257ZM39 231H41V230H39ZM68 231V230H67ZM86 231V230H85ZM89 231V230H88ZM87 231V232H88ZM190 231V230H189ZM193 231V230H192ZM262 231V230H261ZM14 232V231H13ZM80 232H82V231H80ZM79 232V230H78V232H76V233H80ZM221 232H222V230H221ZM221 232H219V233H221ZM11 233H12V231H11ZM10 233V234H11ZM43 233V232H42ZM70 233H72V231L70 232ZM70 233H69V236H70ZM83 233H85V232H83ZM108 233V232H107ZM141 234H142V232H140ZM189 233V232H188ZM259 233H261V232H259ZM99 234V233H98ZM190 234V233H189ZM6 235V234H5ZM21 235H22V233H21ZM35 235V234H34ZM71 235H73L74 236V234L72 233ZM77 235V234H76ZM75 235V236H76ZM79 235V234H78ZM78 235L76 236V237H78ZM80 235H82V233H80ZM87 235V234H86ZM143 235V234H142ZM141 235V236H142ZM192 235H193V232H192ZM224 235V234H223ZM222 235V236H223ZM64 236H66V235H64ZM68 236V235H67ZM84 236V235H83ZM97 236V235H96ZM126 236V235H125ZM141 236H139L140 237V239H144V236H143V238H141ZM211 236V235H210ZM209 236V237H210ZM260 236V235H259ZM264 236V235H263ZM2 237V236H1ZM0 237V238H1ZM4 237V236H3ZM19 237H21V236H19ZM29 237H31V235L29 236ZM32 237H33V235H32ZM34 237H36V236H34ZM33 237V238H34ZM38 237V236H37ZM36 237V238H37ZM49 237V236H48ZM133 237V236H132ZM217 237L219 238L220 237V234L219 235H217ZM81 238V237H80ZM83 238V237H82ZM84 238H86L85 236H84ZM104 238V237H103ZM223 239H224V237H222ZM221 238V239H222ZM264 238V237H263ZM17 239H19V238H17ZM79 239V238H78ZM90 239V238H89ZM192 239H193V237H192ZM220 239V240H221ZM225 239H226V237H225ZM238 239V238H237ZM3 240V239H2ZM21 240V239H20ZM70 239H68L67 240V242L69 241ZM84 240V239H83ZM102 240V239H101ZM105 240V239H104ZM141 240V241H142ZM8 241H9V239H8ZM71 241V240H70ZM80 241V240H79ZM82 241V240H81ZM103 241V240H102ZM140 241V240H139ZM141 241H140V243H141ZM223 241H225V240H223ZM222 241V242H223ZM2 242V241H1ZM9 242H11V240L9 241ZM8 242V243H9ZM15 243H16V241H14ZM20 242V241H19ZM28 242V241H27ZM38 242V241H37ZM73 242V241H72ZM219 242V241H218ZM262 242H264L263 240L261 241V243ZM14 243V244H15ZM39 243V242H38ZM3 244V243H2ZM1 244V245H2ZM7 244V243H6ZM70 244V243H69ZM72 244V243H71ZM142 244V243H141ZM140 244V245H141ZM232 244V243H231ZM16 245H18V243L16 244ZM24 245V244H23ZM28 245V244H27ZM27 245H25V246H27ZM73 245V244H72ZM193 245H195L194 243H193ZM224 245V244H223ZM10 246V245H9ZM13 246H15V245H13ZM19 246V245H18ZM38 246V245H37ZM68 246V245H67ZM138 246V245H137ZM210 246V245H209ZM220 246H222V244H220ZM262 246H264V244L262 245ZM32 247V246H31ZM142 247V246H141ZM140 247V248H141ZM227 247V246H226ZM232 247V246H231ZM6 245H5V250H6ZM9 248V247H8ZM25 248V247H24ZM29 248V247H28ZM45 248H47V246L45 247ZM48 248H50V247H48ZM48 248L46 249V251L45 252H47L48 251ZM75 248V247H74ZM87 248V247H86ZM137 248V247H136ZM139 248V249H140ZM195 248V247H194ZM235 248V247H234ZM25 249H27V248H25ZM104 249V248H103ZM139 249H137V250H139ZM142 250H143V247L141 248ZM37 250H39V248H37ZM88 250H89V248H88ZM88 250H86V251H88ZM17 251V250H16ZM67 251V250H66ZM69 251H70V249H69ZM82 251H83V249H82ZM102 251H104V250H102ZM263 251H264V249H263ZM262 251V252H263ZM9 252V251H8ZM21 252H23V251H21ZM44 252V253H45ZM73 252V251H72ZM104 252H106V251H104ZM226 252V251H225ZM7 253V252H6ZM18 253V252H17ZM25 253V252H24ZM23 253V254H24ZM31 253V252H30ZM29 253V254H30ZM40 253V252H39ZM50 253V252H49ZM62 253V252H61ZM69 253H71V251L69 252ZM5 254V253H4ZM4 254H3V256H4ZM22 254V255H23ZM43 254V253H42ZM84 254H86L85 253V251H84ZM141 254H143L142 252H141ZM177 254V253H176ZM225 254V253H224ZM231 254V253H230ZM263 254V253H262ZM262 254H261V256H262ZM9 255V254H8ZM13 255V254H12ZM19 255V254H18ZM18 255H16V256H18ZM21 255V256H22ZM40 255V254H39ZM44 255V254H43ZM49 255V254H48ZM46 256V254H45V256H46V258L47 257H49V256ZM64 255V254H63ZM66 255V254H65ZM255 255V254H254ZM264 255V254H263ZM3 256H2V258H3ZM33 256H35V255H33ZM44 256V257H45ZM52 256V255H51ZM82 256V255H81ZM86 256H87V254H86ZM8 257V256H7ZM11 257H13V256H11ZM32 257V256H31ZM43 257V256H42ZM61 257V256H60ZM68 257V256H67ZM69 257H71V254H70V256ZM72 257H74V255L72 256ZM110 257V256H109ZM20 258H22V257H20ZM36 258V257H35ZM35 258H34V260H35ZM38 258V257H37ZM75 258V257H74ZM74 258H72V259H74ZM148 258V257H147ZM240 258V257H239ZM255 258H257V256L255 257ZM5 259V258H4ZM14 259V258H13ZM28 259V258H27ZM33 259V258H32ZM41 259V258H40ZM50 259V258H49ZM65 259V258H64ZM69 259H71V258H69ZM76 259H77V257H76ZM75 259V260H76ZM101 259V258H100ZM149 259V258H148ZM147 259V260H148ZM253 259V258H252ZM5 260H7V259H5ZM5 260H3V261H5ZM22 260V259H21ZM39 260V259H38ZM46 260V259H45ZM44 260V261H45ZM47 261V260H46ZM70 261V260H69ZM77 261V260H76ZM82 261H83V258H82ZM150 261H151V259H150ZM262 261H263V259H262ZM16 262H18L17 260H16ZM16 262H15V264H16ZM26 262H27V260H26ZM38 262V261H37ZM72 262V261H71ZM71 262H69V263H71ZM78 262V261H77ZM229 262V261H228ZM11 263H13V261L11 262ZM10 263V264H11ZM25 263V262H24ZM55 263H56V261H55ZM55 263H53V264H55ZM63 263H65V262H63ZM62 262H61V264H63ZM73 263V262H72ZM76 263V262H75ZM226 263V262H225ZM1 264H2V261H1ZM5 264H8V263H5ZM26 264V263H25ZM43 264V263H42Z\"/></svg>",
  "mask_w": 264,
  "mask_h": 264
}]
</instances>
